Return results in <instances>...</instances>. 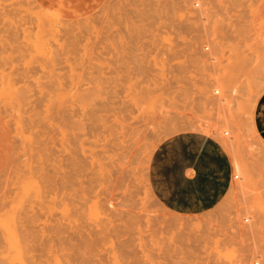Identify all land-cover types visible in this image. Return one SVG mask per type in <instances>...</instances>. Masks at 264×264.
Returning a JSON list of instances; mask_svg holds the SVG:
<instances>
[{
  "label": "rangeland",
  "instance_id": "374dc122",
  "mask_svg": "<svg viewBox=\"0 0 264 264\" xmlns=\"http://www.w3.org/2000/svg\"><path fill=\"white\" fill-rule=\"evenodd\" d=\"M16 0H6V2H4V0H1L0 1V9L1 10H5L7 13L9 12V14H7L6 12V15L8 17V19L6 20V24H4V27L2 26L3 24L1 23L0 25V28H1V32L0 34L2 35V37L4 38L2 42V44L6 45V47L4 45H0V52L5 50V53L7 55V57L5 58V60L8 62H6L5 60L1 63H5V64H1L0 63V78H3L2 75H12V77H15V78H18V77H22L23 74L25 73H32L35 74V76H39V74L43 71L41 69V63L43 62H48L49 63V66L46 67L48 69H51L53 68V72L58 75H61L60 77H63V78H60L59 76H55L56 80H60V82H62L63 86H64V83L65 81H67L68 77H75V78H80L82 79V88H85L86 89V92L88 94H91L90 97H89V101H95L96 104L98 105L100 102H103V101H108L110 100V97L114 94H118L119 96H128V98L130 97H139L140 99H142V102L144 101V103H142V108H141V114H143V117L145 118L146 122H148L150 125L153 124L157 119H161L160 116L162 117L163 115V121H165L167 119L166 122H168V120L171 118V117H175L176 121L179 123L178 125L177 124H171L172 125V129H171V125H169V123H171L169 121V123H165L163 122V125L166 124L165 126H167L169 128V131H166V127L164 128V131L162 132H159V134H161L162 136H156V134H158V131L156 129H154L153 125L152 128H150V125H148V132L146 130V133H148V137H146V139H142L140 140V143L138 144L137 146V152H136V159L137 161H135V163L133 162L132 165L131 163L129 164H125L123 169H119V167L117 166L118 162H116V158L117 156H115L117 153H114V151L116 152L115 148L113 147V143H111V136L109 137V132H105V135H99L101 136V139L99 136L96 135V132L92 129V124H93V120L91 119L90 115L88 116V114L86 113L85 115H83L81 112H79V116H77L78 118V121L81 122L79 123V128H83L82 131H80L79 133V128H76V130L74 131V133H71L67 135V133H64V123L66 122L65 120H63L59 115H57L58 117H56V115L54 116L55 119H46V120H37L39 122H43L42 123H39L37 121H34L31 125V123H25V127H24V131L25 133L22 134L19 132V130H16L15 127L12 125V127L10 126L11 128V131L10 129L8 130V134L6 133V139L4 141H1L0 140V163H3L5 164L4 162L8 163L7 165V170L10 172L9 175L12 176L13 173L12 172V168L14 169L15 167L17 169H19L18 167L21 168V172H25L27 173L29 171V167L31 166L32 167V171H33V175L35 177V180L36 181V187L34 188V191L32 192L33 194L31 195V198L33 199V203L31 201V204H32V208L34 210H31L29 213H32L31 217L29 216V219H30V238H29V243L31 244L30 245V250H32V252H30L31 254H33L35 257L31 258L30 260H33V261H30L28 260L26 262V264H34L35 262L37 264H47L49 263L48 261L50 260V263L51 264H127L128 261L130 260L129 256L127 254H125L124 251H122L119 246H118V243L116 242L115 244V238H113L114 236H108V238H104L103 237V234L101 232H98L99 230V227H101L99 225V223H97L98 221L94 220V218L90 215V210H91V207L92 205L94 204V201L97 200V199H101L102 201H105L106 204L110 207V209L112 211H114L116 213V215H118V217H123V220H128L130 219V221H132L133 223V226H134V235L136 236L137 234H140V235H137L136 237H138L136 239V243L138 244L139 241L140 242H143L144 241H148L150 243V245L148 243L147 246H149V248L151 247V243H153V246L155 245L156 248H152L153 250L150 251V256H146L145 254V257L140 253L138 254L137 258L140 257V261H146L145 264H148L149 260L153 259L155 262H160V263H167V264H264V196L261 195L260 192H262L264 190V139L261 137V135L259 134L257 128H256V125H255V122H254V111H255V107H256V104H257V101L258 99L260 98V96L264 93V82H260L262 77H264V75L261 77V75L258 76V74L261 72H264V0H126V2L124 0H58V2H56L57 0H50L52 3L56 4L55 7L52 5L51 3V7L50 5L48 4L50 1H44L43 0H37V1H33V0H17V1H21V2H17V3H21L20 5L16 3V5H13L12 3H15ZM26 1V2H24ZM40 1V2H39ZM54 1V2H53ZM84 1V2H83ZM90 1V2H89ZM98 1H100L102 3V6L99 7L101 5V3H99ZM108 4H106L105 3ZM119 1V2H118ZM149 1V3H148ZM175 1V2H174ZM179 1V2H178ZM31 2V3H30ZM36 2V3H35ZM48 2V3H47ZM72 4H71V3ZM81 2V3H80ZM83 2V3H82ZM94 2V3H92ZM98 2V4H96ZM114 2V3H113ZM163 2V3H162ZM168 2V3H167ZM174 2V3H173ZM189 2V3H188ZM192 2V3H191ZM196 2V3H195ZM4 3V4H3ZM25 3V4H24ZM27 3V4H26ZM37 3H43L42 5H39ZM62 3V4H61ZM64 3V4H63ZM77 3V4H75ZM88 3V4H87ZM123 3H125L123 5ZM131 3V4H130ZM136 3V4H135ZM166 4L163 6V4ZM188 3V4H187ZM7 4V5H6ZM9 4V5H8ZM12 4V5H10ZM23 4V5H22ZM32 4V5H31ZM59 4V5H58ZM80 4V5H79ZM89 6H87V5ZM96 4V6H95ZM133 4V8L134 7H137V8H132V5ZM28 5V6H27ZM30 5V6H29ZM38 5V6H37ZM58 5V6H57ZM73 5V6H72ZM77 5V6H76ZM110 5V6H109ZM144 5V6H142ZM168 5V6H167ZM170 5V6H169ZM176 5V6H175ZM195 5V6H194ZM5 6V8H4ZM10 6V7H9ZM40 6V7H39ZM45 6H48L50 7V9L48 7L45 8ZM53 6V7H52ZM86 6V7H85ZM92 6V7H91ZM98 6V7H97ZM106 6V7H105ZM120 6V7H118ZM127 9H126V7ZM142 6V7H140ZM163 6V8H162ZM166 6V7H165ZM193 6V7H192ZM3 7V9H2ZM8 7V8H7ZM15 7V8H14ZM32 7V8H31ZM60 7V8H59ZM64 7V8H63ZM73 7V8H72ZM94 7H97L96 9ZM110 9H107L109 8ZM131 7V8H130ZM139 7V8H138ZM148 7V8H147ZM7 8V9H6ZM18 10H17V9ZM81 8V10L79 9ZM92 8H94L93 10H91ZM99 8V9H98ZM106 8V10H105ZM114 12H112L113 10ZM117 8V9H115ZM121 10H119V9ZM144 8V9H143ZM147 8V9H146ZM162 8V10H161ZM166 8V9H164ZM169 8H172V9H169ZM13 9L14 10V13L16 12V14H13ZM22 12H21V10ZM72 9V10H71ZM85 9V10H83ZM90 11V13H88V11ZM90 9V10H89ZM104 9V11H103ZM135 9H140V10H135ZM169 12H168V10ZM188 9V10H187ZM20 10V12H19ZM25 10V11H23ZM31 10V11H30ZM36 10V13L33 12ZM49 10V11H48ZM71 10V11H70ZM78 10V11H77ZM117 10V11H116ZM126 10V11H125ZM163 11V12H160V11ZM167 10V11H166ZM171 10V11H170ZM177 10V11H176ZM181 10V11H180ZM184 10V11H183ZM186 10V11H185ZM40 11L42 13H40ZM45 11H48V13L50 15L47 14V12ZM57 11V12H55ZM75 11H77L75 13ZM81 11V12H80ZM84 11H86L85 13H83ZM93 11V12H92ZM101 15H100V13ZM109 11V13H108ZM119 11V12H118ZM140 11V12H139ZM142 11V12H141ZM157 11V12H156ZM12 12V13H11ZM19 12V13H18ZM33 12V13H31ZM54 12V13H53ZM60 12V13H59ZM63 12V13H62ZM107 12V13H106ZM116 12V14H115ZM118 12V14H117ZM124 12V13H123ZM127 12H128V15H127ZM130 12V13H129ZM150 12V13H149ZM155 12V14H154ZM166 12H167V15H166ZM186 12V13H185ZM21 13V14H20ZM30 16H27V14ZM39 13V15L37 14ZM43 13L47 14V18H50L51 17V20L52 22H55L56 26L53 25V31H54V34L56 36V38L59 36V35H64L63 38H61L60 36L58 38H60V40L62 39V41H60L61 43H64L63 46H59L57 45V43H55V41H50V44H51V49L54 51L53 52V55L55 58V61H51L50 60H43V58L40 56L37 58V56L39 55H36L35 52H32V49H31V45L29 44V42L27 41L28 38L30 36V38H33V33L36 32L34 31L35 30H38L39 27H42V26H48L47 23L44 22V18L45 16L42 15ZM52 13V14H51ZM60 14V16L58 14ZM71 13V14H70ZM74 13V14H73ZM94 13V14H93ZM98 13V15H97ZM104 13V16L103 14ZM121 13V14H119ZM136 13V15H134ZM142 13V14H140ZM151 13H153L151 15ZM163 13V14H161ZM171 13L173 15H171ZM20 14V15H19ZM84 15V19L83 17H81V15ZM87 14H89L87 16ZM107 14V15H106ZM111 14V15H110ZM178 14V15H177ZM12 15V16H10ZM16 15V18L15 16ZM27 18H26V16ZM38 15V17H36ZM52 15V16H51ZM56 17H53L55 16ZM74 15V16H72ZM78 15V17H77ZM95 17H94V16ZM107 17H106V16ZM110 15V16H109ZM123 16V17H120L118 18L119 16ZM134 15V16H133ZM142 15V16H141ZM155 15H158L157 18ZM19 16V17H18ZM24 16V17H23ZM34 16V17H33ZM41 16V18H40ZM58 16V17H57ZM63 18H60L62 17ZM76 16V17H75ZM92 16V17H91ZM102 16H103V19H102ZM126 16V17H125ZM132 16L134 23H133V20L130 18ZM155 16V17H154ZM189 16V17H188ZM13 17V18H12ZM20 17L22 19H20ZM43 17V18H42ZM70 17V18H69ZM88 17V18H87ZM90 17V18H89ZM100 17H101V20H100ZM112 17V18H110ZM115 17V18H113ZM125 17V18H124ZM130 19H129V18ZM28 19V21H26V19ZM59 18V19H58ZM67 18V19H66ZM69 18V19H68ZM73 18V19H71ZM83 20H82V19ZM96 20H95V19ZM107 18L110 19L107 21ZM121 18L123 20H121ZM128 20H131V21H128ZM148 18V19H147ZM160 18V19H159ZM184 18H185V21H184ZM20 19V20H19ZM25 19V21H24ZM33 19V20H32ZM35 19H37L35 21ZM71 19V20H70ZM81 19V21H79ZM88 19V21H87ZM99 19V20H98ZM105 19V20H104ZM116 19V20H115ZM136 19H139V22L138 23V20ZM164 19V20H163ZM61 20V22H60ZM66 23V24H64ZM65 20V21H64ZM69 20V21H67ZM77 20V21H76ZM104 20V21H103ZM114 20V21H113ZM120 20V21H119ZM151 20V21H150ZM160 20V21H159ZM20 21V22H18ZM32 21L34 22L33 25H32ZM42 21V22H41ZM67 21V22H66ZM72 21H76V23H72ZM83 21V22H82ZM91 21V22H90ZM107 21V22H106ZM111 21V25L109 24ZM116 21V23H115ZM122 21V22H121ZM125 21V22H123ZM130 23H128V22ZM142 21V22H141ZM145 21V22H144ZM22 22V23H21ZM25 22V25L23 24ZM29 22V23H28ZM82 24V26L84 27V24L88 25L90 28L91 26H93V28H89L88 27V32L87 29H85L87 26L85 25V28H83L80 24ZM82 22V23H81ZM109 22V23H108ZM137 22V24H135ZM144 22V23H143ZM160 22V23H158ZM175 22V23H174ZM18 23V24H17ZM27 23V24H26ZM58 23V24H57ZM71 23V24H70ZM84 23V24H83ZM103 26V27H100L99 25ZM106 23V24H104ZM115 23V24H114ZM119 23L121 28L119 29V32L120 34L123 36L121 37V35L119 34V32L117 31L118 28L120 27L119 26ZM126 23V24H125ZM132 23V24H131ZM146 23V24H145ZM157 23V25H155ZM184 23V24H183ZM199 23V24H198ZM23 24V25H21ZM43 24V25H42ZM53 24V23H52ZM59 24H61L62 27L58 26ZM70 24L71 26H68ZM76 24V25H74ZM91 24V25H90ZM133 24H135L133 26ZM142 24V25H141ZM145 24V26L143 25ZM160 24V25H158ZM6 25V26H5ZM65 25V26H64ZM72 25L74 26V28L72 27ZM78 25V26H77ZM108 27H107V26ZM130 25V26H129ZM143 26L144 28H141L142 30H140V26ZM149 25V26H148ZM21 29L20 31L17 32V30H19V28ZM38 26V27H37ZM67 26V27H66ZM106 28H105V27ZM114 26V28L112 27ZM132 26V28H130ZM137 26L136 28H133ZM159 26V27H158ZM173 26L174 27V30L173 28L171 27ZM15 27V28H14ZM27 27V28H26ZM29 27V28H28ZM35 27V28H34ZM78 27V28H76ZM81 27V28H80ZM99 27V28H98ZM124 27V29L122 28ZM158 27V28H157ZM164 27V28H162ZM9 28V29H8ZM12 28V30L10 29ZM27 30H26V29ZM32 28V30H31ZM59 28H63V31L59 29ZM69 28V29H68ZM73 28V29H71ZM83 28V29H82ZM101 28V29H100ZM108 28V29H107ZM110 28V30H109ZM114 30H113V29ZM130 28V30H129ZM170 28V29H169ZM172 28V29H171ZM23 29V30H22ZM71 29V31H70ZM100 29V30H99ZM102 29H105V30H102ZM112 29V31H111ZM125 29H126V32H125ZM137 30V31H134V30ZM140 31H139V30ZM191 29V30H190ZM5 30V32L3 33V31ZM6 30H10V32L6 31ZM15 32H14V31ZM76 30V31H75ZM82 31V33L80 31ZM85 33H84V31ZM109 30V31H108ZM124 30V31H123ZM128 30V32H127ZM163 30V31H162ZM263 32H262V31ZM33 31V33H32ZM79 31L78 35H82L84 36V34L86 35L87 32L89 33L87 36H78L76 37V33ZM104 34L102 35V33L100 34L99 32H101ZM105 31H108L106 34L104 33ZM114 32V36H111V32ZM132 31V32H131ZM134 31V33H133ZM152 33L154 34L152 36V34L149 33ZM159 31V33L157 32ZM166 31V32H165ZM176 31V33H175ZM238 31V32H237ZM255 31H257L255 33ZM260 31V32H259ZM7 32V33H6ZM21 32V33H20ZM25 32V33H24ZM56 32V33H55ZM64 32V33H62ZM68 32V35L65 36V34H67ZM74 32V33H73ZM97 32V33H95ZM127 34H125V33ZM139 32V33H138ZM141 32V33H140ZM147 32V33H146ZM153 32H156L153 33ZM168 32V33H167ZM262 32V33H261ZM6 34L7 37H6ZM18 33V35H17ZM24 33V34H22ZM70 33L72 36H70ZM117 33V34H116ZM134 35H133V34ZM161 33L162 34V37H161ZM9 34H11L9 36ZM19 37H17L16 35ZM29 34V35H28ZM58 34V35H57ZM91 34V35H90ZM94 34V35H92ZM99 34V36H98ZM108 34H110V37ZM128 34L131 36V38H129L127 40L128 37ZM132 34V35H131ZM139 34V35H138ZM149 34L150 35V41L149 39H147V37L149 38ZM174 34V35H173ZM192 34V35H191ZM23 35V36H22ZM28 35V36H26ZM102 35V36H101ZM121 38H118V36ZM125 35V36H124ZM142 37H141V36ZM180 35V36H178ZM26 36V37H25ZM68 36L69 37H73L75 36V41H74V45H70V42L68 40ZM108 37V38H111L110 41L109 39L106 41L107 38L105 37ZM117 36V37H116ZM263 36V37H261ZM9 37V39H8ZM11 37V39H10ZM22 37V38H21ZM67 37V38H66ZM89 39H87V38ZM98 37V38H97ZM103 37V38H102ZM115 37V40L113 41ZM126 37V39L124 38ZM146 37V38H145ZM154 37V38H153ZM156 37L159 39H156ZM161 37V39H160ZM174 37V38H173ZM178 37V38H177ZM183 37V38H182ZM256 37V38H255ZM14 38V39H13ZM81 38V39H80ZM86 38V39H84ZM93 38V39H92ZM96 38V39H94ZM119 39V40H116ZM123 38V39H122ZM140 38V40H139ZM13 39V43L10 41ZM16 39V41H15ZM20 39V40H19ZM67 39V40H66ZM83 39V40H82ZM101 39H104L103 41H101ZM144 39V40H143ZM171 39V41H170ZM186 39V41H185ZM21 40H23V43H25V45L23 43H21ZM24 40L26 41L24 42ZM121 40V41H120ZM139 40V42H137ZM148 40V41H146ZM151 40H153V42H151ZM191 40V41H190ZM252 40V41H251ZM7 41L8 45L7 46V43L5 44V42ZM15 41V43H14ZM20 41V44L19 42ZM68 41V42H67ZM91 44H88V42ZM92 41H96L95 43ZM103 42V44L101 42ZM130 43H129V42ZM160 41V42H159ZM164 41V42H163ZM173 41V42H172ZM11 42V43H10ZM18 42V43H16ZM59 42V43H60ZM76 42V43H75ZM80 42V44L78 45V43ZM84 42V43H83ZM87 42V43H86ZM105 42V43H104ZM114 42H120V44L118 43H114ZM130 44L132 43V47L130 45L127 44ZM142 42V43H141ZM158 42V44H156ZM162 42V43H161ZM100 43V45L98 44ZM111 43V44H110ZM126 43V45H125ZM137 43V44H136ZM154 43V45H153ZM19 45L22 49V51H20L21 49L19 48V46L17 47L18 50H16V45ZM29 44V45H28ZM94 44V45H93ZM105 44V45H104ZM121 44L124 45V47L122 48ZM134 44V45H133ZM145 44V46H144ZM147 44V45H146ZM163 44V45H161ZM22 45V46H21ZM66 45V47H65ZM70 45V46H69ZM78 45L76 48L75 46ZM95 45H99L98 47H96ZM113 45V46H111ZM118 45V46H117ZM139 45V46H138ZM157 45V46H156ZM12 46V47H10ZM26 46V47H25ZM59 46V48H58ZM89 46V47H88ZM93 48H92V47ZM101 46V47H100ZM121 46V47H120ZM138 46V47H137ZM166 48L165 51L164 49H161L160 48ZM164 46V47H163ZM173 46V47H171ZM183 49H182V47ZM186 46V47H185ZM5 47V48H4ZM15 47V48H14ZM29 47V48H28ZM71 47V48H70ZM81 47V48H79ZM104 47V48H102ZM112 47V48H111ZM136 47V48H135ZM143 47V51L144 53L141 51ZM148 47V48H147ZM153 47V49H152ZM159 47V48H158ZM170 47V48H169ZM3 48V50H2ZM8 48H10L8 50ZM14 48V49H13ZM28 48V49H27ZM67 50H66V49ZM109 49L108 51L106 50L105 52V49ZM120 48H122L120 50ZM128 48V49H126ZM132 48V50H131ZM175 48V49H174ZM240 48V49H239ZM11 49H13L11 51ZM30 49V50H29ZM70 49V50H69ZM73 49V50H71ZM86 49V50H84ZM90 49V50H89ZM114 49V50H113ZM125 50L124 54H121L123 53L122 50ZM152 49V50H151ZM156 49H159V50H156ZM170 49V50H169ZM178 49V50H176ZM24 50V51H23ZM57 50L59 52L58 56H57ZM64 50V51H63ZM76 50H77V54H76ZM84 50V52H83ZM89 50V51H88ZM100 50V51H99ZM104 50V51H103ZM130 50V51H129ZM164 50V51H163ZM17 51V52H16ZM19 51V52H18ZM29 51V52H28ZM81 51V52H79ZM98 52H103L102 53V56H101V53H97ZM114 53H112V52ZM121 51V53H120ZM136 51V52H135ZM137 51L141 52V53H137ZM163 51V53H162ZM174 51V52H173ZM177 51V52H176ZM180 51V52H179ZM195 51V52H194ZM13 52V53H12ZM21 53V55H19ZM57 52V53H56ZM64 52H67L65 54H63ZM86 52V53H85ZM130 52V54L128 53ZM134 52V53H133ZM147 52V54H146ZM154 52V54H152ZM30 55V56H28ZM30 53V54H29ZM34 53V54H32ZM80 53V54H79ZM94 54V56L92 54ZM111 53V54H110ZM115 53H118V54H115ZM132 53V54H131ZM136 53V54H135ZM142 53H143V57L142 56ZM263 53V54H262ZM56 54V55H55ZM63 55V59H61L62 55ZM98 56H97V55ZM100 54V55H99ZM104 54V55H103ZM106 54V55H105ZM135 54V55H134ZM151 54V55H150ZM18 55L20 57H18ZM26 55V57H25ZM35 55V56H33ZM80 55V56H79ZM108 55V56H107ZM121 55V56H120ZM130 55V56H128ZM139 55H141L139 57ZM146 55V56H145ZM153 55V57H152ZM156 55L158 57H156ZM9 56H11V58H9ZM16 56V58H15ZM82 56V57H81ZM97 56L95 59L94 57ZM100 56V58H98ZM106 56V57H105ZM114 56V57H112ZM116 56L117 58L119 59H116ZM123 56V57H122ZM145 56V57H144ZM151 56V58H150ZM168 56V57H167ZM185 56V57H184ZM221 56V57H220ZM239 56V57H238ZM252 56V57H251ZM262 56V57H261ZM28 57V59H27ZM60 57V58H59ZM91 57V58H90ZM104 57L106 60L108 61H105L103 60ZM149 57V58H147ZM164 57V58H163ZM214 59H213V58ZM245 57V58H244ZM21 60L20 63H18L20 60ZM25 60H22L24 59ZM32 58V60H31ZM42 58V59H41ZM98 58V59H97ZM109 58V59H108ZM111 58V59H110ZM123 58V59H122ZM125 58V59H124ZM137 58V59H136ZM141 60H144L143 63ZM181 58V59H180ZM189 58H191L189 60ZM219 58V59H217ZM221 58V59H220ZM240 58V59H239ZM9 59L10 62H9ZM17 59L15 62L14 60ZM36 61H39V62H36L35 63V60ZM59 59V60H58ZM65 59V60H64ZM69 59V60H68ZM80 59V60H79ZM88 61H87V60ZM91 59V60H90ZM93 59V60H92ZM101 59V60H100ZM116 59V60H114ZM152 59V60H151ZM158 59V60H157ZM175 59V60H174ZM217 59V60H216ZM232 59V60H231ZM235 59L236 62H233V60ZM41 60V62H40ZM64 60V61H63ZM97 60H100L97 62ZM131 60V62H130ZM151 60V61H150ZM211 60H213V63ZM223 60V61H221ZM240 61V62H237V61ZM243 60V61H242ZM257 64H256V62ZM1 61V59H0ZM18 61V62H17ZM57 61V63H56ZM65 65H64V63ZM67 61V63L65 62ZM87 61V62H85ZM120 61V62H119ZM124 61V63H122ZM148 61V62H146ZM160 63H159V62ZM168 63H166V62ZM208 61V62H207ZM211 61V62H210ZM255 62L254 64L252 62ZM259 61V62H258ZM55 62V63H54ZM89 62V63H88ZM113 62V63H112ZM217 62V63H216ZM17 63H18V66H17ZM23 65H20L22 64ZM27 63L29 64V66H27ZM30 63H33V66H39L40 64V68L39 67H34L33 69V66L32 64L30 65ZM36 65H35V64ZM114 64V66L112 64ZM119 65L122 63L124 66H122V64L120 66H117L116 65ZM127 63V64H126ZM134 63V64H133ZM143 65H142V64ZM148 63V64H147ZM154 63V64H153ZM159 63V64H158ZM179 63V65H178ZM208 63V64H206ZM234 63V64H233ZM242 63V64H241ZM252 63V64H251ZM262 66H260V64ZM7 64V66H6ZM16 64V65H15ZM98 64V65H97ZM161 64V65H160ZM166 64V65H165ZM214 64L216 66H214ZM219 64V65H218ZM251 64V65H250ZM12 65V67H11ZM67 65V67H66ZM115 65L118 67H115ZM135 65V66H134ZM144 65H151L149 67H145L144 68ZM155 65V66H153ZM175 65V66H174ZM240 65H242L241 69H240ZM3 66V67H1ZM9 66V67H8ZM17 66V67H16ZM22 66V68H21ZM57 66V67H56ZM65 66V68H64ZM71 66V67H70ZM103 66V68H99ZM108 66V69L107 67ZM112 66V68H111ZM167 66V68H166ZM206 66V67H205ZM214 66V67H213ZM232 66V67H231ZM235 66V68H234ZM253 66V67H252ZM256 66V67H255ZM258 66V67H257ZM16 67V69H15ZM60 67V69H59ZM98 67V69H97ZM106 67L107 69V72L105 71L106 69H104ZM110 67V68H109ZM114 67V68H113ZM120 67V68H119ZM151 67V68H150ZM162 67V70H159L161 69ZM164 67V69H163ZM178 67V68H176ZM8 69V70H5ZM11 68V69H10ZM27 68V69H26ZM32 68V69H30ZM56 68V69H55ZM64 68V69H62ZM67 68V69H66ZM84 68V69H83ZM129 68V69H128ZM135 68V69H133ZM157 68V69H156ZM159 68V69H158ZM215 68V69H214ZM233 68V70L231 69ZM252 69V71H257L256 75L253 73L251 75V77H255V79L257 77L260 78L257 79L258 82H252L253 81V78H250L248 73L246 72L247 69ZM257 68V69H256ZM37 71H36V70ZM59 69V70H57ZM79 69V70H78ZM100 69H102V72L100 71ZM113 69V70H112ZM118 69V71H117ZM121 69V70H120ZM123 69V70H122ZM149 69L152 71L149 72ZM166 69V70H165ZM169 69V70H168ZM238 69H240L238 71ZM246 69V71H245ZM248 69V70H249ZM254 69V70H253ZM258 69L260 71H258ZM15 72H14V71ZM21 70H26L27 72L23 73L24 71H22V73L20 72ZM28 70H31L28 72ZM63 70V71H62ZM131 70V71H130ZM133 70V71H132ZM136 70V71H135ZM146 70V71H144ZM156 70V71H155ZM158 70V72H157ZM163 70H164V74H163ZM5 71V72H4ZM99 71V73H98ZM125 71V72H123ZM129 71V73H128ZM135 71V72H134ZM138 71V72H137ZM168 71V72H167ZM250 71V70H249ZM71 72V73H70ZM91 72V73H90ZM111 74H110V73ZM117 72V73H116ZM121 72H123L122 74L124 75H121ZM146 72V74H145ZM152 72V73H151ZM191 72V73H190ZM208 72V73H207ZM239 72V73H238ZM245 72V73H244ZM14 73V74H12ZM16 73V75H15ZM21 73V74H20ZM43 73L44 76H43ZM40 74L41 79L43 82H47L49 81V77H48V73L47 72H44ZM68 73V74H66ZM82 73V74H81ZM86 73V74H84ZM115 73V74H114ZM150 73V74H149ZM158 73L160 75H158ZM175 73V74H174ZM213 73V74H212ZM242 73V74H241ZM64 76H63V75ZM72 74V75H71ZM89 74V75H88ZM99 74V76H98ZM110 74V75H109ZM117 74V75H116ZM129 76H127V75ZM149 74V75H148ZM153 74V75H152ZM156 74L158 76H156ZM163 74V75H161ZM184 74V75H183ZM216 74V75H215ZM238 74L242 75V78L239 79V76ZM246 74V75H245ZM20 75V76H19ZM82 75V77H81ZM108 75V76H107ZM131 75H133L131 78ZM145 75V76H144ZM152 75L154 77V75L158 78L156 79L153 78ZM170 75V76H169ZM177 77H176V76ZM196 75V76H195ZM248 75V76H247ZM68 76V77H67ZM102 76V77H101ZM110 76V77H109ZM117 80H116L113 78ZM116 76V77H115ZM121 76V77H120ZM123 76V77H122ZM152 77L150 80V77ZM244 76V77H243ZM107 78L108 79V82L106 83V80L107 79H103V78ZM118 77V78H117ZM126 77V78H125ZM138 77V78H136ZM141 77V78H140ZM147 80H146V78ZM149 77V78H148ZM162 77V78H161ZM168 77V78H167ZM196 77V78H195ZM67 78V79H66ZM109 78H111L109 80ZM238 80H241V82L238 80L236 81L235 79ZM244 78V79H243ZM87 79V80H86ZM114 79V80H113ZM120 79V80H119ZM131 81H130V80ZM133 79H136V80H133ZM156 79V81L154 80ZM164 79V80H163ZM201 79V80H200ZM139 80V81H138ZM150 80V81H149ZM160 80V81H159ZM163 80V81H162ZM170 80V81H169ZM232 80H235L237 83V85H234L233 82L235 81H232ZM2 79H0V86L2 85ZM147 81V82H146ZM154 81V83H152ZM195 81V82H194ZM214 81V83H212ZM216 81V82H215ZM244 81H246V87L243 86L244 84ZM264 81V79H263ZM124 82V84H123ZM125 82H126V85H125ZM129 82V83H128ZM144 82V83H143ZM156 82H159V83H156ZM55 84H58V82H54ZM85 83V84H83ZM95 83V84H94ZM111 85V87H108L109 84ZM128 83V84H127ZM131 83V84H130ZM146 83L147 85V88L146 85L144 86V84ZM147 83H151L150 84H147ZM166 83V84H165ZM184 83V84H183ZM195 85H194V84ZM219 83L220 86H218V88L216 87V89L214 88L217 84ZM227 83V84H226ZM259 83V84H258ZM21 84V83H20ZM87 84V85H86ZM120 84V85H119ZM123 84V85H122ZM135 84V85H134ZM143 87L141 89H144L141 91V89L139 90V88ZM153 84H155L156 86H154ZM162 84V85H161ZM171 84V85H170ZM198 84V85H197ZM230 84L231 87H230ZM254 84V85H253ZM128 85V86H127ZM130 85L132 86V88L130 87ZM139 85V86H137ZM151 87H150V86ZM158 85V86H157ZM186 87H184V86ZM215 85V86H214ZM256 85V86H255ZM87 88H86V87ZM113 86V87H112ZM121 86V87H120ZM123 86V87H122ZM127 86V87H126ZM149 86V87H148ZM153 86V87H152ZM160 86V87H159ZM184 88H183V87ZM188 86V87H187ZM214 86V87H213ZM243 86V87H242ZM94 87V88H93ZM96 87V88H95ZM120 87V88H119ZM138 87V88H137ZM155 87V88H154ZM160 89H159V88ZM220 87V88H219ZM230 87V88H229ZM234 87H236L234 89ZM90 88L92 90H90ZM109 88H114L111 93V89ZM127 89L128 91L126 92L125 89ZM135 88V89H134ZM151 89L152 91L149 92ZM158 88V89H157ZM196 88V89H195ZM214 88V89H213ZM233 88V89H232ZM95 89V91L93 90ZM117 89L118 91L120 92H117ZM121 89V90H120ZM123 89V90H122ZM132 89V90H130ZM154 89V90H153ZM88 90V91H87ZM130 90V91H129ZM137 90V91H136ZM149 94H148V92ZM156 90V91H155ZM161 90V91H160ZM168 90V91H167ZM184 90V91H183ZM209 90H211L212 92H208ZM213 90L217 91L216 95L219 94L221 95V98L219 97H216L215 99V96L213 95ZM218 90L220 93H218ZM242 90V91H241ZM91 91H93L96 95V97L91 93ZM124 91V92H123ZM134 95H133V93ZM136 91V92H134ZM141 91V93H145L143 96L141 95V93H139ZM205 91V92H204ZM226 93H229L228 94V99L224 96L225 95V92ZM235 91V92H234ZM97 92V93H96ZM131 92V93H130ZM137 92H138V95H137ZM146 92H147V96H146ZM154 92V93H153ZM156 92V93H155ZM173 92V93H171ZM183 92V94H182ZM204 92V93H202ZM109 93V94H108ZM121 93H125L123 95H121ZM130 93V94H129ZM151 93V94H150ZM166 93V94H165ZM168 93V95H167ZM180 93V94H179ZM199 93V94H197ZM210 94H212L213 98L209 99L208 97H212V96H208ZM111 94V95H110ZM129 94V95H127ZM132 94V95H131ZM202 94V95H201ZM215 94V93H214ZM224 94V95H223ZM253 94V95H252ZM137 95V96H135ZM173 95V96H172ZM193 95V97H192ZM109 96V97H108ZM161 96H163V98H160ZM224 96V98H223ZM111 97V98H112ZM179 97V98H178ZM181 97V98H180ZM98 100H97V99ZM149 98V99H148ZM172 98V99H171ZM195 98V99H194ZM221 100H219V99ZM226 98V99H225ZM248 98V99H247ZM154 99V100H153ZM178 99V100H177ZM182 99V100H181ZM230 99V100H229ZM253 99V100H252ZM102 100V101H101ZM153 100V101H152ZM158 100H161V101H158ZM196 100V101H195ZM210 100V101H208ZM222 100H226V101H223V102H227L226 105H230V106H226L225 103L222 104ZM233 100V101H232ZM246 100V102H245ZM90 101V102H91ZM99 101V102H98ZM179 103H176L178 102ZM184 101V102H183ZM193 101V102H192ZM195 101V102H194ZM199 101V102H198ZM221 105H223L221 107L218 106L220 103ZM153 102V103H152ZM161 102V104H160ZM172 102V104H171ZM188 102V103H186ZM214 102V103H213ZM217 102V103H216ZM234 102V103H233ZM152 103V105H150ZM156 103H158L159 105H157ZM204 103V104H203ZM247 103V104H246ZM251 103V104H250ZM147 104V105H145ZM183 104V106H182ZM195 104V105H194ZM214 104V105H213ZM218 104V105H217ZM237 104H240L242 107L239 108V105ZM88 105H93V103H89ZM95 105V104H94ZM150 105V106H149ZM156 106H160L157 110V108L155 107ZM162 105V106H161ZM171 107H170V106ZM173 105V106H172ZM224 105L226 107V109H229V113L227 114V110L224 112ZM148 106V107H147ZM185 106V107H184ZM191 106V107H190ZM200 106V107H199ZM202 106V107H201ZM217 106L220 108H223L221 109L224 113L222 112H219L221 110H219L217 108ZM153 107V108H152ZM167 107V108H166ZM198 107V108H197ZM230 107V108H229ZM236 107V108H235ZM164 108V109H163ZM176 108V109H175ZM184 108V109H183ZM187 108V110H186ZM41 109V107H40ZM242 109V110H241ZM152 110V111H151ZM164 112H163V111ZM166 110V111H165ZM169 110V111H168ZM206 110V111H205ZM215 110V111H214ZM219 110V111H218ZM246 110V111H245ZM143 111V113H142ZM162 111V112H161ZM179 111V112H178ZM196 111V112H195ZM145 112H146V115H145ZM158 116V114H160ZM57 113V112H56ZM180 113V114H179ZM186 113V114H184ZM221 113V114H219ZM226 113V114H225ZM236 113V114H235ZM199 114V115H198ZM228 115L230 116V119L229 117H225L224 116ZM83 115V117H82ZM148 115H151V116H148ZM155 115V116H153ZM179 115V117H178ZM248 115V116H247ZM86 116V118H85ZM147 116V118H146ZM158 116V117H157ZM171 116V117H169ZM188 116V117H187ZM192 116V117H191ZM206 116V117H205ZM223 117L224 118H220V117ZM149 117H152L153 119L149 118ZM155 117L157 119H155ZM167 117V118H166ZM173 117V118H174ZM184 117V118H183ZM204 117V118H203ZM149 118V119H148ZM166 118V119H165ZM169 118V119H168ZM172 118V120H173ZM179 118V119H178ZM199 118V119H198ZM202 118V119H201ZM219 118V119H218ZM226 118V120H225ZM59 119V121H58ZM174 119V120H175ZM188 119V120H186ZM229 119V121H228ZM84 120V121H83ZM86 120H87V123H86ZM153 120V121H152ZM48 121V122H46ZM57 121V122H55ZM62 121V122H61ZM90 121V122H89ZM152 121V122H151ZM158 121V120H157ZM205 121V122H203ZM212 122V124L210 122ZM84 122V124H83ZM89 122V123H88ZM102 123V120L100 121ZM104 122V121H103ZM183 122V123H182ZM197 124L199 123L200 125V129H199V125H197V127L194 125V123ZM208 122V123H207ZM39 123V124H38ZM96 123H99L96 122ZM192 123L189 126V124ZM233 123V124H232ZM29 126H28V125ZM34 124V125H33ZM35 124H38V125H35ZM46 124V125H45ZM57 124V125H56ZM100 124V123H99ZM185 124V125H184ZM42 127H41V126ZM61 125V126H59ZM81 125V126H80ZM178 126L177 129H175L174 126ZM187 125V126H186ZM194 125L195 128L192 126ZM221 125V126H219ZM35 129L31 130L32 127ZM37 126H40V127H37ZM201 126L205 127V128H201ZM212 126V128L210 127ZM215 126L216 130H217V127L219 129V131L217 130V132L219 133H216L215 131L210 134V131L208 132H205L207 131L206 128L208 130H211L213 129ZM226 126H228L229 128V132H228V129H225L227 128ZM36 127V128H35ZM44 127H48L46 129H42ZM51 127V128H49ZM58 127V128H57ZM86 127V128H84ZM91 127V129H90ZM192 127V128H191ZM13 128V130H12ZM26 128V129H25ZM28 128V130H27ZM31 128V129H30ZM53 128V130H52ZM57 128V129H56ZM223 128V130L221 129ZM40 129H42L43 131V135L42 134V131H40ZM50 129V131H49ZM62 129H63V132H62ZM154 129V130H153ZM30 130V131H29ZM60 132H59V131ZM66 130V129H65ZM88 130H89V133H88ZM214 130V129H213ZM221 130L223 131V134L221 132ZM9 131H10V134H12V131H13V134L12 136L9 134ZM17 131V132H16ZM33 131L36 133H33ZM45 131V132H44ZM48 131V132H47ZM54 131V132H53ZM87 131V133H86ZM93 131V133H92ZM150 131V132H149ZM152 131V132H151ZM154 131V132H153ZM166 131V132H165ZM28 132V133H26ZM37 132H38V135H37ZM169 132V133H168ZM226 134H225V133ZM18 133V134H17ZM48 133V134H47ZM85 133V134H83ZM150 133V134H149ZM194 134V135H202V136H205V137H208L214 141H216L219 145L222 146V148L224 149V151L226 152L227 156L230 158V184H229V187L228 189L225 191V193L218 199V201L212 205L210 208L204 210V211H200V212H197V213H182V212H178V211H175L173 209H171L170 207H168L165 203H163L157 196L156 194L154 193L153 191V188H152V185H151V181H150V166H151V161H152V156L154 155L155 151L158 149V147L164 143L165 141L167 140H170L178 135H181V134ZM227 133L229 134V138H228V135ZM20 134V135H19ZM45 134V136H44ZM60 136H59V135ZM73 134V135H72ZM76 134V135H75ZM89 134V135H88ZM158 134V135H159ZM175 134V135H174ZM218 134V135H217ZM227 135L226 138H224V136L222 135ZM19 135V136H18ZM25 135V136H24ZM58 135V136H56ZM80 138L83 137V139H80ZM88 135V136H86ZM232 135V136H231ZM234 135V136H233ZM249 137H248V136ZM257 135V137H256ZM19 138H17V137ZM22 136V137H21ZM24 136V137H23ZM28 136V137H26ZM35 136V137H34ZM39 136V137H38ZM52 136V137H51ZM55 136V137H53ZM63 136V137H62ZM73 136V138H72ZM76 136L78 138H76ZM97 140H96V138ZM153 136V138H152ZM159 140L156 139V137ZM237 136V138H236ZM251 136V138H250ZM30 137V138H29ZM48 137V138H46ZM104 137V138H103ZM109 137V138H108ZM155 137V138H154ZM219 137V138H218ZM221 137V138H220ZM241 137V138H240ZM246 137V138H245ZM254 137V138H253ZM16 138V143L15 142V139ZM26 138V139H25ZM29 138V139H28ZM34 138H40V140L36 139L37 141H35ZM42 139H46L45 141L44 140H41ZM53 138V139H51ZM70 138V139H69ZM90 142H88V139ZM147 138L151 139V140H147ZM245 138V139H243ZM8 139V140H7ZM21 139V141H20ZM25 139V140H23ZM61 139V140H60ZM105 139V140H104ZM109 139V140H108ZM165 139V140H164ZM223 141H222V140ZM226 139H230V143L229 141ZM237 139V143H232V147L230 146L231 145V142H236L235 140ZM248 139V140H247ZM250 139V140H249ZM7 140V141H6ZM18 140V141H17ZM57 140H58V143H57ZM71 140V141H70ZM74 140V141H73ZM95 140V142L93 141ZM102 140V142H101ZM253 140V141H252ZM7 143H6V142ZM27 141V142H26ZM51 141V142H50ZM53 141V142H52ZM70 141V142H69ZM81 141V142H80ZM87 141V142H86ZM92 141V142H91ZM110 141V143L108 144V142ZM142 141V142H141ZM242 141V142H241ZM249 141V142H248ZM26 142V144H25ZM40 142V143H39ZM44 142V143H43ZM46 142V143H45ZM51 144H50V143ZM67 142V143H65ZM80 142V143H79ZM85 142V144H83ZM100 142V143H99ZM144 142H150L152 144V146L149 148L145 145ZM245 142V143H244ZM3 143V144H2ZM7 146H5L4 145ZM24 145H22V144ZM37 145H36V144ZM57 143V144H56ZM69 143V144H68ZM73 143H75V145H73ZM95 143V144H94ZM142 143H144L142 145ZM247 143L249 144V147L247 145ZM254 143V144H252ZM9 144H11L9 146ZM14 144H17V145H14ZM19 144V145H18ZM29 146H28V145ZM41 144V145H40ZM46 144H47V147H46ZM49 144V145H48ZM57 146H56V145ZM68 144V145H67ZM71 144V145H70ZM80 144V146H78ZM88 144V145H86ZM91 144V145H90ZM93 144V145H92ZM101 144V146H100ZM104 144V145H103ZM229 144V145H228ZM40 145V146H38ZM55 147H54V146ZM107 145V146H106ZM141 145V146H140ZM247 145V146H246ZM3 146L4 148L8 151H6L5 149H3ZM15 146H18L17 150H20L19 151V155L17 153V150L15 148ZM36 151H34L33 147ZM49 146V148H48ZM52 146V147H51ZM60 146V147H59ZM62 146V147H61ZM70 148H69V147ZM75 146V147H74ZM243 146V147H242ZM246 147V151H245V147ZM254 148V146H256L257 149H261L259 152L261 153H258L257 149H253L252 147ZM12 147V148H11ZM23 147V148H22ZM27 147V148H26ZM30 148V151H29V148ZM54 147V148H53ZM73 147V149H72ZM78 147V148H77ZM110 147V148H109ZM230 147V148H229ZM235 147V148H234ZM9 148V149H8ZM16 151H14V149ZM44 148V150H43ZM52 148V149H51ZM78 149L76 150L75 152V149ZM109 148V149H108ZM232 148V149H231ZM233 148L235 149L234 152L232 153V150ZM240 148V149H239ZM249 148V149H247ZM252 148V149H250ZM42 149V151H41ZM47 149V150H46ZM58 149V150H57ZM72 149V150H71ZM80 149V150H79ZM87 149V150H85ZM95 149V150H94ZM101 151H99V150ZM108 149V151H107ZM113 149V150H112ZM141 149L142 151H145V152H149L150 154H146L144 152H141ZM152 149V150H150ZM228 149V150H227ZM231 149V150H230ZM263 149V151H262ZM5 150V151H4ZM26 150V151H25ZM46 152L45 153H49V154H45L44 152L43 153H39L38 152ZM65 150V151H64ZM85 150V151H84ZM90 150V151H88ZM149 150V151H148ZM256 150V151H253ZM58 151L59 155L58 154ZM64 151V152H62ZM96 151V153H95ZM104 151V152H103ZM152 151V152H150ZM236 151V152H235ZM244 154H243V152ZM252 151L251 153L252 154H247L245 152H250ZM7 152V153H6ZM14 152V153H13ZM25 152V153H24ZM51 152V153H50ZM53 152V153H52ZM82 152V153H81ZM99 152V153H98ZM100 152H103V156L101 157L100 155ZM107 152V153H106ZM113 152V153H112ZM140 152V153H139ZM260 154L258 156V154ZM6 153V155L4 154ZM17 153V154H16ZM26 154V155H23ZM32 153V154H31ZM71 155H69V154ZM73 153V154H72ZM92 153V154H91ZM109 153V156L107 155ZM113 155H112V154ZM144 153L143 157H142V154ZM153 153V154H152ZM254 153L256 155H254ZM263 153V154H262ZM38 154V155H36ZM68 154V155H67ZM75 154V155H74ZM97 154H99L97 156ZM9 155V156H8ZM15 156L13 158V156ZM32 155V156H31ZM43 157H42V156ZM46 158H44L45 156ZM54 155V157H53ZM76 159H74L75 157ZM96 155V157L94 156ZM106 155V156H105ZM111 155V156H110ZM245 155H247V157H245ZM258 157H254V156ZM263 155V156H262ZM7 156V157H6ZM26 156H30L29 158L26 157ZM56 156V157H55ZM60 156V157H59ZM67 156H70L68 157V160H67ZM86 156V157H84ZM91 158L89 160V158ZM114 156V157H113ZM148 156V157H147ZM6 159H10L7 161H5V158ZM19 157V158H17ZM25 157V158H24ZM31 157L33 159H31ZM35 157L37 159H35ZM49 157V158H48ZM65 157V158H64ZM94 157V158H92ZM104 157V158H103ZM110 159H109V158ZM141 159H139V158ZM250 157V159H249ZM260 157V158H259ZM263 157V159H262ZM4 158V159H3ZM17 158V159H16ZM28 158V159H27ZM46 160V165H45V160ZM56 160H55V159ZM59 162H58V160ZM64 158V159H63ZM78 158V159H77ZM86 158V159H85ZM98 160H97V159ZM102 158V159H101ZM245 158H248V160H246ZM14 159V160H13ZM23 159H25L24 161H22ZM72 159V160H70ZM107 159V161H106ZM109 159V160H108ZM111 159H114L113 161ZM235 159V160H234ZM253 159V160H252ZM256 159V160H255ZM260 159V162H258L257 160ZM31 160V161H29ZM33 160V161H32ZM42 160L44 162H42ZM49 160V161H48ZM64 160V161H63ZM74 160V161H73ZM79 162H78V161ZM96 162H94V161ZM105 160V163H103ZM111 160V161H110ZM129 160V159H128ZM140 160V161H138ZM251 160V161H250ZM255 160V162H254ZM17 162L19 166H17V164L14 162V165L13 163L11 162ZM21 161V162H20ZM29 161V162H28ZM38 161V162H37ZM47 161L48 163L52 164L50 166V164L47 165ZM55 164H59V165H55L54 166V162ZM91 161V163H90ZM98 161L100 162L98 164ZM246 161H249L251 163H248ZM257 161V162H256ZM263 161V162H262ZM10 162V164H9ZM20 162V164H19ZM35 162V164H34ZM41 162V163H40ZM81 162V164L79 165V163ZM85 162V165H83V163ZM107 162V163H106ZM116 165H112L114 163ZM144 162V163H143ZM148 162V163H147ZM239 162V163H237ZM255 164H254V163ZM263 164H262V163ZM36 163L38 165H41V170L40 168H38L37 170H35L38 166L36 165ZM63 163V164H62ZM69 163V164H68ZM102 163V164H101ZM139 163V164H138ZM143 163V164H142ZM2 164V168H4V165ZM22 164V166H21ZM33 164V165H32ZM62 164V165H61ZM94 164V165H93ZM107 166L105 167L104 166ZM138 164V165H137ZM236 164V165H235ZM257 164V165H256ZM10 165V166H9ZM11 165H13L11 167ZM16 165V166H15ZM26 165V166H25ZM65 165V166H64ZM77 165V166H76ZM90 165V166H89ZM92 165V166H91ZM97 165V166H96ZM101 165V166H100ZM128 166L126 167L127 170H125V166ZM131 165V166H130ZM25 166V167H24ZM37 166V167H36ZM49 166V168H48ZM52 166H54L53 168L55 169H51ZM56 166H59L61 167L60 169L59 168H56ZM100 166V167H99ZM114 166V167H113ZM141 168H140V167ZM257 166V167H256ZM0 167H1V164H0ZM24 167V168H23ZM35 169H34V168ZM40 167V166H39ZM68 167V170L66 169L64 171V168H67ZM77 167V168H76ZM90 167L92 168L91 171H90ZM99 167V169H98ZM102 167V168H101ZM105 167V168H104ZM110 167V168H109ZM113 169H112V168ZM138 167V168H137ZM232 167V168H231ZM255 167V168H254ZM116 168V169H114ZM132 168L133 170H135L134 172H131L132 171ZM138 170H137V169ZM144 168V169H143ZM235 168V169H234ZM244 168V169H243ZM1 169V168H0ZM23 169H25L24 171H22ZM28 169V170H27ZM43 169V170H42ZM79 169V170H78ZM96 169V171H95ZM129 169V170H128ZM142 169V170H141ZM250 169V170H249ZM40 170V171H39ZM85 170V171H84ZM101 172V173H99ZM118 170V171H117ZM246 170V171H245ZM46 171V173H45ZM56 171V172H55ZM91 173H90V172ZM112 171V172H111ZM146 171V173H145ZM237 171V172H236ZM245 171V173H244ZM40 172V173H38ZM53 172V173H52ZM65 172V173H63ZM82 172V175L81 173ZM84 172V174H83ZM88 172V173H87ZM93 172V173H92ZM61 176H59V174ZM63 173V174H62ZM86 173V174H85ZM112 173V175L114 177H111L110 174ZM123 173V174H122ZM135 173V174H134ZM144 173L147 175L145 177ZM262 175H261V174ZM46 174V175H44ZM68 174V175H67ZM131 174V175H130ZM134 174V175H133ZM136 174L138 176H136ZM141 174V176H140ZM50 175L51 178H50ZM58 175V176H57ZM88 175V176H87ZM96 175V176H95ZM107 177H106V176ZM108 175H109V178H108ZM144 175V176H143ZM235 175V176H234ZM244 175V176H243ZM95 176V177H93ZM119 176V177H118ZM261 176V177H260ZM45 177V179H44ZM48 177V178H47ZM61 179H60V178ZM78 177H82V178H78ZM103 177V178H102ZM122 177V179H120ZM130 177V178H129ZM135 177V178H134ZM140 177V178H139ZM240 177H243L241 179H239ZM86 178V179H85ZM114 178V179H113ZM139 178L137 181L136 179ZM246 178V179H245ZM42 179V180H40ZM44 179V180H43ZM57 179V180H56ZM64 179V182L62 183L61 181H63ZM67 179V181L65 180ZM79 181H78V180ZM83 179V180H82ZM135 181H132L134 180ZM255 179V180H254ZM40 180V181H39ZM81 180V181H80ZM110 180V181H109ZM122 180V182L120 181ZM124 180V181H123ZM142 180V181H141ZM144 180V181H143ZM41 181H43L44 183H46V181L48 183L46 184H43V182L41 183ZM56 181V182H55ZM99 181V182H98ZM102 181V184L100 183ZM110 186H107L108 185V182ZM254 181V182H253ZM51 182V183H49ZM58 182V183H57ZM68 182H70L68 184ZM89 182V183H88ZM98 182V184H97ZM123 182H126V183H123ZM144 182L146 183L145 186L144 185ZM150 182V183H149ZM239 182V184H238ZM257 184H256V183ZM41 183V184H40ZM57 183V184H56ZM81 183V184H80ZM93 183V185H92ZM107 183V184H106ZM116 183V184H115ZM7 184V183H5ZM5 184L3 186H5ZM39 184V185H37ZM95 184V185H94ZM104 186H100V185ZM129 184V185H128ZM132 184V185H131ZM139 184V185H138ZM143 184V185H142ZM44 188V191H42V187ZM46 185V186H44ZM61 185V186H60ZM69 185V186H68ZM87 185V186H85ZM107 187H106V186ZM131 185V187H130ZM142 185V186H141ZM263 185V186H262ZM7 186L9 187L10 185L7 184ZM5 187V189L2 187V185L0 184V195H2L4 192L5 194L3 195H10L11 193V188L12 186L9 187V191H7L6 189H8V187ZM39 186L42 191V196L41 198L39 197H36L35 196V189H37ZM54 186V187H53ZM56 186H59V187H56ZM66 186V187H64ZM93 188H89V187H92ZM120 187L118 189V187ZM139 186V188H138ZM141 186V187H140ZM145 186V187H144ZM49 187V188H48ZM53 189H52V188ZM76 187V188H74ZM98 187V188H97ZM130 187V188H128ZM235 187V188H234ZM249 187V188H248ZM56 188V189H55ZM59 188V189H58ZM67 188V189H66ZM74 188V190H73ZM84 190H83V189ZM105 188V189H103ZM110 188L109 192H108V189ZM117 188V190H116ZM136 188V190H135ZM143 188H149V189H143ZM152 188V189H151ZM263 188V190L261 189ZM49 189V190H48ZM80 189V190H78ZM82 189V190H81ZM94 189V190H93ZM107 189V190H106ZM237 189V190H236ZM248 191H247V190ZM254 189V190H253ZM51 190V191H50ZM56 190V191H55ZM59 190V191H58ZM69 190V191H68ZM95 190L96 194L95 195ZM116 190V191H115ZM123 192H122V191ZM127 190V191H126ZM134 190V192H133ZM139 190V191H138ZM145 192H143V191ZM149 190V191H148ZM151 190V191H150ZM243 190V191H242ZM262 190V191H260ZM53 191H55V193H53ZM63 191V192H62ZM66 191V192H65ZM75 191V192H73ZM77 191V192H76ZM82 191V192H81ZM94 191V192H93ZM107 191V193H106ZM121 191V192H120ZM245 191V192H244ZM257 191V192H256ZM8 192V193H7ZM10 192V193H9ZM52 194H51V193ZM62 193L60 194L59 193V196H58V193ZM65 192V193H64ZM68 192V193H67ZM81 192V193H80ZM87 192V193H86ZM92 192V193H90ZM100 192V193H99ZM117 192V193H116ZM119 192V193H118ZM129 192V193H128ZM150 192V193H149ZM7 193V194H6ZM45 193V194H44ZM50 193V195H49ZM70 193V194H69ZM79 193V194H78ZM89 193V194H88ZM125 193H126V196H125ZM148 193V194H147ZM242 193V195H241ZM63 194H64V197H63ZM76 197H75V195ZM92 194V195H91ZM109 194V195H108ZM113 196H112V195ZM124 194V195H123ZM129 194V195H128ZM140 194V195H139ZM141 194H146L145 196L141 195ZM260 194V195H259ZM46 197H49V198H45L44 196ZM61 195V196H60ZM91 195V196H90ZM98 195V196H97ZM106 195V196H105ZM132 197H131V196ZM139 195V197H138ZM150 195V197H149ZM53 196V197H52ZM67 198H66V197ZM89 196V197H88ZM97 196V197H96ZM103 198H102V197ZM112 196V199L110 198ZM123 196V197H122ZM235 196H238V197H235ZM263 196V197H262ZM43 197V198H42ZM70 197V198H69ZM84 197V198H83ZM117 197V198H116ZM147 198V199H143V198ZM2 197H0V258H2L0 260V262L2 264H20L19 262L15 261V262H11L10 260V257H9V253H8V249H7V245H5V241H4V230H3V227H2V222L6 219V217L8 216V214H11V204H9L8 201H6V199H3L1 200ZM53 198V199H52ZM59 198V199H58ZM60 198L62 200L66 199L65 201H60ZM64 198V199H63ZM74 200H73V199ZM79 200H78V199ZM85 198H88L85 199ZM132 198V199H130ZM139 198V199H138ZM149 198V199H148ZM241 200H240V199ZM262 198V199H261ZM48 199V201H46ZM69 199V200H67ZM77 199V200H76ZM85 199V200H84ZM109 199V200H108ZM138 199V200H136ZM155 199V200H154ZM159 199V200H158ZM223 199V200H222ZM37 200L39 202H37ZM44 200V201H43ZM52 203H50V201ZM59 200V203H57L56 201ZM81 200V201H80ZM143 200V201H141ZM147 200L149 202H147ZM151 200V201H150ZM155 201V202H152ZM263 200V201H262ZM2 201V202H1ZM70 201V202H69ZM92 201V202H90ZM117 201V203H116ZM141 201V202H140ZM231 201V202H230ZM242 201V202H241ZM7 202V203H6ZM44 202V203H43ZM55 202V203H54ZM65 202V203H63ZM113 202V203H112ZM132 202V203H131ZM139 202V203H138ZM4 203V205H3ZM43 203V204H42ZM60 203L62 204V206L60 205ZM73 207H72V205ZM77 204L78 206H80L79 208L77 207ZM83 205L81 207L80 204ZM88 203V204H87ZM143 203V204H142ZM146 205H145V204ZM148 203V204H147ZM160 203V204H158ZM9 206H8V205ZM37 204V205H36ZM39 204H41L39 206ZM46 205L45 207L42 206V205ZM70 204V205H69ZM112 204V205H111ZM117 204V205H116ZM128 204V206H127ZM134 204V205H133ZM151 204V205H150ZM154 204V207L153 205ZM156 204V205H155ZM158 204V205H157ZM35 205V206H34ZM88 205V207H87ZM143 205H145V207L143 208ZM226 205L228 208H226ZM8 206V207H7ZM38 206V207H37ZM58 206V207H57ZM135 206V207H134ZM160 206V207H159ZM244 206V207H243ZM35 207V208H34ZM37 207V208H36ZM44 207V208H43ZM47 207V208H46ZM88 209H86V208ZM115 207H118L115 208ZM131 207V208H130ZM143 209H142V208ZM162 207V208H161ZM229 207H230V210H229ZM242 207V208H241ZM5 208V211H3ZM39 210H36L38 209ZM77 208V209H76ZM83 208V209H82ZM121 208V209H120ZM129 208V209H127ZM150 210H149V209ZM154 212H151L153 211ZM161 208V209H160ZM165 208V209H163ZM216 208V209H215ZM251 208V209H250ZM31 209V208H30ZM74 209H76L74 211ZM83 211H82V210ZM126 209L128 211H126ZM163 209V210H162ZM218 209V210H217ZM225 209V211H224ZM227 209V210H226ZM2 210V211H1ZM71 210H72V216H71ZM81 210V211H80ZM86 210V211H84ZM124 210V212H123ZM149 210V211H147ZM156 210H158L159 213H164L165 211V214L162 215V214H159L158 212H156ZM162 210V212H161ZM220 210V211H219ZM229 210V211H228ZM39 211V212H38ZM56 211V212H55ZM74 211V212H73ZM138 211V212H137ZM141 211V212H140ZM147 211V212H145ZM211 211V212H210ZM228 211V212H227ZM40 212L42 213L39 214ZM48 212V213H47ZM58 212V213H57ZM60 212V213H59ZM79 212V213H78ZM83 212V213H82ZM88 212V213H87ZM150 212V213H149ZM221 212V213H220ZM28 213V214H29ZM35 213V214H33ZM46 215H45V214ZM85 213V214H84ZM134 213V215H133ZM138 213H141V214H138ZM146 213V214H145ZM154 213V214H152ZM176 213V214H175ZM204 213V214H203ZM47 214L48 215H51L49 216V218L47 217ZM78 214V215H76ZM84 214V216H83ZM87 214V215H86ZM128 214V216H127ZM159 214V215H158ZM170 214V215H169ZM206 214V216H205ZM3 215V216H2ZM30 215V214H29ZM34 215V216H33ZM42 215V216H41ZM45 215V216H44ZM58 215V216H57ZM74 215V216H73ZM146 215V216H145ZM148 215L151 217H148ZM154 215V217L152 216ZM218 215V216H217ZM220 215V216H219ZM223 215V216H222ZM36 216L38 217V219L36 218ZM57 216V218H56ZM69 216V217H68ZM79 218H77V217ZM158 216V217H157ZM163 216H164V219H163ZM182 216V217H181ZM185 216V217H184ZM249 216V217H248ZM28 217V216H27ZM26 217V218H27ZM31 220V218H33ZM45 217V218H44ZM53 217V218H52ZM61 217V219H60ZM68 217V218H67ZM74 217V218H72ZM83 217V219H82ZM89 218V221H88V218ZM129 217V218H128ZM157 217V218H156ZM180 217V218H179ZM184 217V218H183ZM205 219H204V218ZM223 217V218H222ZM248 217V218H247ZM36 218V219H35ZM43 218V219H42ZM51 218V219H50ZM66 218V219H64ZM87 218V219H86ZM146 218V219H144ZM150 218V220H149ZM155 218V219H154ZM160 218V219H159ZM170 218V219H169ZM178 218V219H177ZM197 218V220H195ZM48 219V221H46ZM59 219V220H58ZM82 220L81 223L80 221L78 222L77 220ZM85 219V221H84ZM151 219H152V222H154L152 224L151 222ZM154 219V221H153ZM160 221H159V220ZM185 219V220H184ZM222 219V220H221ZM247 219V220H246ZM41 220V221H40ZM53 220V222H52ZM58 220V221H57ZM72 220V221H71ZM158 220V221H157ZM165 220V221H164ZM173 220V221H172ZM180 220V221H179ZM191 220V221H189ZM221 220V221H220ZM224 220V221H223ZM34 223H33V222ZM75 221V222H74ZM95 223V226L93 225V222ZM142 221V222H141ZM146 221V222H145ZM164 221V222H163ZM31 222L32 224H34V228H38V229H34L33 226L31 225ZM40 222V223H39ZM56 222V223H55ZM59 222V223H57ZM75 224H74V223ZM87 222V223H86ZM140 222H141V230H140ZM149 222V223H148ZM158 222V223H157ZM205 222V223H203ZM226 222V224H225ZM63 223V225L61 224ZM67 223V224H65ZM148 223V224H147ZM222 223V224H221ZM36 224V225H35ZM46 224V225H45ZM50 224V225H49ZM58 227H56L57 225ZM68 224H70L71 226H68ZM74 224V225H73ZM97 224V225H96ZM139 224V225H138ZM165 224V225H164ZM185 226H184V225ZM53 225V227H52ZM66 225V227H65ZM86 230H84L85 228ZM138 225V226H137ZM150 225V226H149ZM226 227H225V226ZM46 228L43 229V227ZM48 226V227H46ZM62 226V227H61ZM78 226V227H76ZM144 226V228L142 227ZM155 228H154V227ZM208 226V227H207ZM66 228V231H65V228ZM76 227V228H75ZM82 227V228H81ZM97 227V228H95ZM149 227V228H148ZM152 227V228H151ZM177 227V228H176ZM224 230H222L223 228ZM41 228V229H40ZM49 228V229H48ZM55 228V229H54ZM74 228V232L76 234H74L73 232V229ZM80 228V229H79ZM84 228V229H83ZM92 228V229H91ZM139 228V229H138ZM185 228V229H184ZM222 228V229H221ZM32 229V230H31ZM36 231V234H35V231ZM61 229V231H60ZM72 229V231H71ZM78 229V231H77ZM97 229V230H96ZM147 229V230H146ZM155 229H158V230H155ZM161 229V230H160ZM164 229V230H163ZM221 229V230H220ZM44 231L42 233V231ZM55 230V231H53ZM95 230V231H94ZM182 230V231H181ZM48 231V232H47ZM51 231V232H50ZM58 231V232H57ZM92 231V232H91ZM140 231H142L144 233V235H142L143 233H139ZM161 231V232H160ZM164 231V232H163ZM47 232V233H46ZM64 232V236L63 233ZM89 234H87V233ZM91 232V233H90ZM152 232V233H151ZM217 232V233H216ZM228 232V233H226ZM31 233L33 234V237L32 238V235ZM50 233V234H49ZM57 233V234H55ZM61 233V234H60ZM67 233V234H65ZM80 233V234H79ZM151 233V235L149 236V234ZM154 233V234H153ZM156 233V234H155ZM166 233V234H165ZM186 235H184V234ZM196 233V234H195ZM42 236V239H40V235ZM44 234V236H43ZM71 234V235H70ZM102 234V235H101ZM148 234V235H147ZM164 234V235H163ZM203 234V235H202ZM223 234V235H222ZM37 235V237H36ZM49 235V236H48ZM58 237H56V236ZM59 235V236H58ZM81 235V236H80ZM93 235V237H92ZM146 235V236H145ZM156 235V236H155ZM181 235V236H180ZM194 235V236H193ZM51 236V237H50ZM64 236V237H63ZM68 236L70 237L69 239ZM140 236V237H139ZM143 236V238H142ZM154 236V237H153ZM167 236V237H166ZM201 236V237H200ZM50 239H49V238ZM62 239H61V238ZM82 237V238H81ZM92 237V238H90ZM147 237L149 239H147ZM156 237V238H155ZM158 237V238H157ZM165 238V241L161 240V238ZM205 237V239H204ZM228 237V238H227ZM230 237V238H229ZM63 241H59L60 239ZM85 238V240H84ZM140 238V239H139ZM145 238V239H144ZM157 239L156 241L154 240ZM33 239V240H32ZM36 239V240H35ZM50 241H49V240ZM56 239V240H55ZM82 239V240H81ZM113 239V241L111 240ZM153 239V240H152ZM191 239V240H190ZM54 240V241H53ZM73 240V241H72ZM98 240V241H96ZM106 240H109L107 243ZM111 240V241H110ZM138 240V241H137ZM160 240V241H159ZM223 240V241H222ZM33 241H35L36 244L35 245V249H34V244L32 243ZM44 241V242H43ZM52 241V242H51ZM101 241V242H99ZM103 241V242H102ZM154 241V242H153ZM3 242V243H2ZM41 244H39V243ZM54 242V243H53ZM57 242V244H56ZM76 242V243H74ZM95 243V244H94ZM104 243V245H103ZM163 243V244H162ZM45 244V245H44ZM65 244V245H64ZM93 244V245H92ZM41 245V247H40ZM49 245V246H48ZM62 245V246H61ZM64 245V246H63ZM97 246V247H96ZM102 246V247H101ZM115 246V247H114ZM166 246V248L164 247ZM190 246V247H189ZM230 246V247H229ZM32 247V248H31ZM37 247V248H36ZM49 247V248H47ZM53 247V248H52ZM56 247V249H55ZM59 247V248H58ZM64 247V248H63ZM95 247V248H94ZM99 247V248H98ZM110 249H109V248ZM137 247H140L139 244L137 245ZM88 249V250H85L84 249ZM95 250H93V249ZM98 248V249H97ZM104 248V250H103ZM150 248V249H151ZM39 249V250H38ZM49 249V250H48ZM54 249V251H53ZM63 249V251L60 252V250ZM69 249V250H67ZM108 249V250H107ZM112 249V250H111ZM116 249V250H115ZM119 249V250H118ZM158 249V250H157ZM41 251L38 252V251ZM57 252H56V251ZM84 251V253L82 251ZM101 250V251H99ZM118 250V251H117ZM157 250V251H156ZM171 252H170V251ZM71 251H73L71 253ZM87 251V252H86ZM155 251V253H154ZM164 251V252H162ZM186 251V252H185ZM195 251V252H194ZM3 252V253H2ZM38 252V254H36ZM47 252V253H46ZM86 252V253H85ZM106 252V253H105ZM107 252H108V255H109V258L106 257L107 255ZM117 252H121L120 254L124 255L123 258H126V259H122V257L119 258V256H121L119 253ZM54 253V254H53ZM61 254V255H58ZM71 253V255H70ZM85 254V256L83 254ZM113 253V254H112ZM162 253V254H161ZM48 254L50 256H48ZM87 254H91V255H87ZM100 254V255H99ZM102 254V255H101ZM105 254V255H104ZM158 254V255H157ZM187 254V255H186ZM47 255V256H46ZM67 255V256H66ZM70 255V256H69ZM82 255V256H81ZM94 255V256H92ZM100 257H99V256ZM162 255V256H161ZM166 255V256H164ZM190 255V257H189ZM61 256V257H60ZM78 256V257H77ZM87 256V257H86ZM97 256V257H96ZM111 256V257H110ZM160 256V257H159ZM46 257V258H44ZM91 257V259H90ZM94 257V258H92ZM105 257V258H104ZM150 258V259H147ZM152 257V258H151ZM195 257V258H194ZM8 258V259H7ZM37 258V259H36ZM65 260H63V259ZM71 258V260H70ZM78 258V259H76ZM90 260H89V259ZM142 258V259H141ZM166 258V259H165ZM39 259V260H38ZM54 259V260H53ZM97 259V260H96ZM101 259V260H100ZM108 259V260H107ZM112 259V260H110ZM164 259V260H163ZM3 260H6V262L4 263ZM41 260V261H40ZM63 260V261H62ZM78 260V261H77ZM86 260V261H85ZM95 260V262L93 261ZM100 260V262L98 263V261ZM123 260V261H122ZM126 260V261H125ZM167 260V262H166ZM178 260V261H177ZM8 261V262H7ZM47 261V263H45ZM53 261V263L51 262ZM72 261V262H71ZM111 261V262H110ZM122 261V262H121ZM202 261V262H201ZM214 261V262H213ZM64 262V263H63ZM66 262V263H65ZM71 262V263H70ZM74 262V263H73ZM77 262V263H75ZM110 262V263H109ZM188 262V263H187ZM0 263V264H1ZM35 263V264H36Z\"/></svg>",
  "mask_w": 264,
  "mask_h": 264
},
{
  "label": "bare ground",
  "instance_id": "6f19581e",
  "mask_svg": "<svg viewBox=\"0 0 264 264\" xmlns=\"http://www.w3.org/2000/svg\"><path fill=\"white\" fill-rule=\"evenodd\" d=\"M1 1V0H0ZM33 1H37V0H33ZM45 0H43V2H44ZM47 1V0H46ZM48 1H50V0H48ZM78 1V0H77ZM82 1V0H81ZM92 1H94V0H92ZM96 1V0H95ZM100 1H102V0H100ZM100 1H98L99 3H101ZM104 1V0H103ZM102 1V2H103ZM121 1V0H120ZM125 2H126V0H124ZM129 1V0H128ZM127 1V2H128ZM144 1V0H143ZM166 1V0H165ZM195 1V0H194ZM4 2H6V0H4ZM15 2V1H14ZM17 2H21V1H17L16 0V2L15 3H12L13 5H16V3ZM24 2H26V1H24ZM38 2V1H37ZM40 2V1H39ZM54 2V1H53ZM56 2H58V0L56 1ZM84 2V1H83ZM82 2V3H83ZM90 2V1H89ZM98 2L96 3V4H98ZM109 2V1H108ZM107 2V3H108ZM119 2V1H118ZM126 2V3H127ZM168 2H169V0H168ZM167 2V3H168ZM175 2V1H174ZM173 2V3H174ZM179 2V1H178ZM31 3V2H30ZM36 3V2H35ZM48 3V2H47ZM51 1L48 3L49 5H50V7H51ZM71 3V2H70ZM78 3H79V1H78ZM81 3V2H80ZM92 3H94V2H92ZM105 3H106V1H105ZM106 3V4H107ZM114 3V2H113ZM148 3H149V1H148ZM163 3V2H162ZM189 3V2H188ZM187 3V4H188ZM192 3V2H191ZM196 3V2H195ZM4 4V3H3ZM12 4H10V5H12ZM17 4H19V3H17ZM21 4V3H20ZM19 4V5H20ZM25 4V3H24ZM27 4V3H26ZM37 4H39V3H37ZM43 3H40L39 5H42ZM62 4V3H61ZM64 4V3H63ZM72 4V3H71ZM75 4H77V3H75ZM88 4V3H87ZM87 4H85V5H87ZM96 4H95V6H96ZM125 3H123V5H124ZM131 4V3H130ZM136 4V3H135ZM7 5V4H6ZM9 5V4H8ZM23 5V4H22ZM32 5V4H31ZM52 5L55 7V5L56 4H54V3H52ZM59 5V4H58ZM57 5V6H58ZM80 5V4H79ZM108 5V4H107ZM164 5H166L165 3L163 4V6ZM17 6V5H16ZM28 6V5H27ZM30 6V5H29ZM38 6V5H37ZM52 6V7H53ZM73 6V5H72ZM77 6V5H76ZM87 6H89V5H87ZM102 6V3H101V5L99 6V7H101ZM110 6V5H109ZM132 6V8H133V4L131 5ZM142 6H144V5H142ZM142 6H140V7H142ZM163 6H162V8H163ZM168 6V5H167ZM170 6V5H169ZM176 6V5H175ZM195 6V5H194ZM10 7V6H9ZM40 7V6H39ZM46 7H48V6H45V8ZM50 7H48L49 9H50ZM86 7V6H85ZM92 7V6H91ZM98 7V6H97ZM97 7H94L95 9L97 8ZM106 7V6H105ZM118 7H120V6H118ZM126 7V6H125ZM145 7V6H144ZM166 7V6H165ZM193 7V6H192ZM1 8V7H0ZM4 8H5V6H4ZM8 8V7H7ZM6 8V9H7ZM15 8V7H14ZM32 8V7H31ZM56 8V7H55ZM60 8V7H59ZM64 8V7H63ZM73 8V7H72ZM94 8H92L91 10H93ZM131 8V7H130ZM134 8H137V7H134ZM134 8H133V10H134ZM139 8V7H138ZM148 8V7H147ZM146 8V9H147ZM162 8H161V10H162ZM2 9H3V7H2ZM17 9V8H16ZM47 9V8H46ZM80 10H81V8H79ZM94 9V10H95ZM99 9V8H98ZM107 9H110V7L109 8H107ZM112 9V8H111ZM115 9H117V8H115ZM119 9V8H118ZM126 9H127V7H126ZM144 9V8H143ZM164 9H166V8H164ZM169 9H172V8H169ZM14 10L15 9H13L12 11H13V14H16L17 15V11L14 13ZM18 10V9H17ZM21 10V9H20ZM20 10H19V12H20ZM72 10V9H71ZM70 10V11H71ZM83 10H85V9H83ZM87 10V9H86ZM90 10V9H89ZM105 10H106V8H105ZM113 10V9H112ZM119 10H121V9H119ZM135 10H140V9H135ZM168 10V9H167ZM166 10V11H167ZM188 10V9H187ZM23 11H25V10H23ZM31 11V10H30ZM49 11V10H48ZM48 11H45V12H47V14L48 15H50L49 13H48ZM78 11V10H77ZM77 11H75V13L77 12ZM88 11V10H87ZM103 11H104V9H103ZM117 11V10H116ZM126 11V10H125ZM160 11V10H159ZM171 11V10H170ZM177 11V10H176ZM181 11V10H180ZM184 11V10H183ZM186 11V10H185ZM6 11L4 10H1L0 9V25H1V23L3 24V23H5L6 24V20L8 19V17H7V15H6V13H5ZM10 12V11H9ZM9 12L7 13V14H9ZM18 12V13H19ZM21 12H22V10H21ZM26 12V11H25ZM33 12H35L36 13V10L35 11H33ZM33 12H31V13H33ZM55 12H57V11H55ZM81 12V11H80ZM86 11H84L83 13H85ZM93 12V11H92ZM99 12V11H98ZM112 12H114V10L112 11ZM119 12V11H118ZM118 12H117V14H118ZM140 12V11H139ZM142 12V11H141ZM157 12V11H156ZM160 12H163V11H160ZM168 12H169V10H168ZM12 13V12H11ZM40 13H42L41 11H40ZM54 13V12H53ZM60 13V12H59ZM63 13V12H62ZM88 13H90V11H88ZM100 13V12H99ZM107 13V12H106ZM108 13H109V11H108ZM124 13V12H123ZM130 13V12H129ZM150 13V12H149ZM186 13V12H185ZM21 14V13H20ZM19 14V15H20ZM27 14V13H26ZM38 15H39V13H37ZM47 14H45V13H43L42 15H44L45 16V18H44V22L45 23H47L48 24V26L46 27V26H42V27H39L38 28V30H35L34 29V31H36V32H34L33 33V31H32V33H33V38H30V37H32V36H30L29 38H28V42H29V44L31 45V49H32V52H35V54L36 55H39V56H37V58L36 59H38L39 60V58L38 57H42L43 58V60H50V62L51 61H55V58L56 57H54V55H53V48L51 49V44H50V41L52 42V41H55V43H57V45H59V46H63L64 45V43H61L60 41H62V39L60 40V38H58L59 36L61 37V38H63V36L64 35H59L57 38H56V36H55V34H54V31H53V25H55L56 26V24H55V22H52V20H51V17L50 18H47ZM52 14V13H51ZM58 14V13H57ZM71 14V13H70ZM74 14V13H73ZM90 14H92V13H90ZM94 14V13H93ZM103 14V16H104V13H102ZM115 14H116V12H115ZM119 14H121V13H119ZM140 14H142V13H140ZM153 13H151V15H152ZM154 14H155V12H154ZM161 14H163V13H161ZM16 15H14L15 16V18H16ZM30 15V14H29ZM28 14H27V16H29ZM38 15L36 16V17H38ZM59 16H60V14H58ZM89 14H87V16H88ZM97 15H98V13H97ZM100 15H101V13H100ZM107 15V14H106ZM105 15V16H106ZM111 15V14H110ZM109 15V16H110ZM127 15H128V12H127ZM130 15V14H129ZM128 15V16H129ZM134 15H136V13L134 14ZM133 15V16H134ZM143 15V14H142ZM141 15V16H142ZM166 15H167V12H166ZM171 15H173L172 13H171ZM178 15V14H177ZM10 16H12V15H10ZM26 16V15H25ZM27 16H26V18H27ZM52 16V15H51ZM72 16H74V15H72ZM84 15L82 14L81 15V17H83ZM94 16V15H93ZM103 16H102V19H103ZM117 16H119V15H117ZM156 16V18H157V16L158 15H155ZM154 16V17H155ZM19 17V16H18ZM24 17V16H23ZM30 17V16H29ZM34 17V16H33ZM53 17H56V15L55 16H53ZM58 17V16H57ZM76 17V16H75ZM77 17H78V15H77ZM80 17V16H79ZM78 17V18H79ZM92 17V16H91ZM95 17V16H94ZM107 17V16H106ZM120 17H123V16H119L118 18H120ZM126 17V16H125ZM124 17V18H125ZM189 17V16H188ZM13 18V17H12ZM25 18V19H26ZM40 18H41V16H40ZM43 18V17H42ZM60 18H63V16L62 17H60ZM70 18V17H69ZM68 18V19H69ZM88 18V17H87ZM90 18V17H89ZM110 18H112V17H110ZM113 18H115V17H113ZM129 18V17H128ZM132 20H133V18H132V16L130 17ZM129 18V19H130ZM17 19V18H16ZM20 19H22L21 17H20ZM19 19V20H20ZM25 19H24V21H25ZM59 19V18H58ZM67 19V18H66ZM71 19H73V18H71ZM70 19V20H71ZM82 19V18H81ZM81 19L79 20V21H81ZM83 19H84V17H83ZM82 19V20H83ZM95 19V18H94ZM127 19V18H126ZM148 19V18H147ZM160 19V18H159ZM33 20V19H32ZM37 19H35V21H36ZM74 20V19H73ZM96 20V19H95ZM99 20V19H98ZM100 20H101V17H100ZM105 20V19H104ZM103 20V21H104ZM108 20H110V19H108L107 18V21ZM116 20V19H115ZM121 20H123L122 18H121ZM128 20V19H127ZM136 20H138V23H140L139 22V19H136ZM164 20V19H163ZM26 21H28V19H26ZM65 21V20H64ZM67 21H69V20H67ZM66 21V22H67ZM77 21V20H76ZM76 21H74L75 23H76ZM87 21H88V19H87ZM106 21V22H107ZM114 21V20H113ZM113 21H111V22H113ZM120 21V20H119ZM128 21H131V20H128ZM127 21V22H128ZM134 21L135 20H133V23H134ZM151 21V20H150ZM160 21V20H159ZM184 21H185V18H184ZM18 22H20V21H18ZM42 22V21H41ZM60 22H61V20H60ZM62 22H63V20H62ZM73 21H72V23H74ZM83 22V21H82ZM81 22V23H82ZM91 22V21H90ZM110 22V21H109ZM108 22V23H109ZM111 22L109 23L110 25H111ZM122 22V21H121ZM123 22H125V21H123ZM132 22V21H131ZM142 22V21H141ZM145 22V21H144ZM143 22V23H144ZM22 23V22H21ZM29 23V22H28ZM33 21H32V25H33ZM53 23V24H52ZM64 23V22H63ZM78 23V22H77ZM76 23V24H77ZM115 23H116V21H115ZM114 23V24H115ZM128 23H130V22H128ZM158 23H160V22H158ZM175 23V22H174ZM18 24V23H17ZM24 25H25V22L23 23ZM23 24H21V25H23ZM27 24V23H26ZM58 24V23H57ZM64 24H66V23H64ZM71 24V23H70ZM68 25V26H71V25ZM76 24H74V25H76ZM79 24H80V22H79ZM84 24V23H83ZM104 24H106V23H104ZM120 24L121 23H119V26H120ZM126 24V23H125ZM132 24V23H131ZM135 24H137V22L135 23ZM135 24H133V26L135 25ZM146 24V23H145ZM145 24H143L144 26H145ZM184 24V23H183ZM199 24V23H198ZM43 25V24H42ZM81 26H82V24H80ZM85 25L86 24H84V27L83 28H85ZM91 25V24H90ZM98 25H99V23H98ZM138 25V24H137ZM142 25V24H141ZM155 25H157V23L155 24ZM158 25H160V24H158ZM3 27H4V24L2 25ZM6 26V25H5ZM58 26H60V27H62L61 26V24H59ZM65 26V25H64ZM78 26V25H77ZM87 27L85 28V29H87V31L89 30L88 29V25H86ZM100 26V25H99ZM107 26V25H106ZM109 26V25H108ZM107 26V27H108ZM130 26V25H129ZM140 26V25H139ZM149 26V25H148ZM22 27V26H21ZM20 27V28H21ZM38 27V26H37ZM57 27V26H56ZM67 27V26H66ZM72 27L74 28V26L72 25ZM100 27H103L102 25L100 26ZM105 27V26H104ZM113 28H114V26H112ZM137 26H135V27H133V28H136ZM146 27V26H145ZM159 27V26H158ZM157 27V28H158ZM172 28H173V30H174V27L173 26H171ZM2 28V27H1ZM1 28H0V32H1ZM15 28V27H14ZM18 28H19V26H18ZM19 28V30H17V32L18 31H20L21 29ZM23 28V27H22ZM27 28V27H26ZM25 28V29H26ZM29 28V27H28ZM35 28V27H34ZM73 28H71V29H73ZM76 28H78V27H76ZM81 28V27H80ZM82 28V29H83ZM90 28V27H89ZM91 28H93V26H91ZM90 28V29H91ZM99 28V27H98ZM106 28V27H105ZM112 28V29H113ZM121 28V26L118 28V32H119V29ZM123 29H124V27H122ZM130 28H132V26L130 27ZM130 28H129V30H130ZM141 28H144L143 26H140V30H142ZM162 28H164V27H162ZM171 28V29H172ZM3 29V28H2ZM4 29H5V27H4ZM9 29V28H8ZM11 30H12V28H10ZM60 30L62 29L63 30V28H59ZM69 29V28H68ZM71 29H70V31H71ZM75 29V28H74ZM79 29V28H78ZM101 29V28H100ZM99 29V30H100ZM108 29V28H107ZM112 29H111V31H112ZM170 29V28H169ZM23 30V29H22ZM27 30V29H26ZM31 30H32V28H31ZM61 30V31H62ZM102 30H105V29H102ZM109 30H110V28H109ZM108 30V31H109ZM114 30V29H113ZM139 30V29H138ZM139 30V31H140ZM191 30V29H190ZM6 31H8V30H6ZM14 31V30H13ZM64 31V30H63ZM76 31V30H75ZM80 31V30H79ZM79 31L76 33V37H77V35H78V33H79ZM84 31V30H83ZM108 31H105L106 33L108 32ZM110 31V32H111ZM124 31V30H123ZM134 31H137L136 29L134 30ZM134 31H133V33H134ZM163 31V30H162ZM262 31V30H261ZM5 32V30L3 31V33ZM8 32H10V30L8 31ZM15 32V31H14ZM65 32V31H64ZM64 32H62V33H64ZM81 33H82V31H80ZM89 32V31H88ZM87 32V34L85 35L84 34V36H87L89 33ZM104 32V31H103ZM104 32V33H105ZM125 32H126V29H125ZM125 32H123V33H125ZM127 32H128V30H127ZM132 32V31H131ZM158 33H159V31H157ZM166 32V31H165ZM238 32V31H237ZM257 31H255V33H256ZM260 32V31H259ZM263 32V31H262ZM261 32V33H262ZM7 33V32H6ZM5 33V35H6V37H7V35L8 34H6ZM19 33V32H18ZM18 33H17V35H18ZM21 33V32H20ZM25 33V32H24ZM24 33H22V34H24ZM56 33V32H55ZM74 33V32H73ZM84 33H85V31H84ZM95 33H97V32H95ZM100 34L102 33V31L101 32H99ZM105 33V34H106ZM112 34H111V36H114V32H111ZM129 33V32H128ZM132 33V34H133ZM139 33V32H138ZM141 33V32H140ZM147 33V32H146ZM149 33H150V31H149ZM153 33H155L156 34V32H153ZM168 33V32H167ZM175 33H176V31H175ZM258 33V32H257ZM264 33V32H263ZM117 34V33H116ZM119 34H120V32H119ZM125 34H127V33H125ZM131 34V35H132ZM150 34H152V33H150ZM162 34L163 33H161V37H162ZM11 34H9V36H10ZM16 35V34H15ZM16 35V36H17ZM29 35V34H28ZM28 35H26V36H28ZM58 35V34H57ZM66 35H68V32H67V34H65V36ZM73 35V34H72ZM71 35V33H70V36H72ZM91 35V34H90ZM92 35H94V34H92ZM102 35H104L103 33H102ZM101 35V36H102ZM109 36H110V34H108ZM121 35V34H120ZM123 35V34H122ZM121 35V37H123ZM134 35V34H133ZM139 35V34H138ZM147 35H149V34H147ZM154 34H152V36H153ZM174 35V34H173ZM192 35V34H191ZM23 36V35H22ZM25 36V37H26ZM78 36H83V34L81 35H78ZM83 36V37H84ZM98 36H99V34H98ZM110 36V37H111ZM118 36V35H117ZM116 36V37H117ZM125 36V35H124ZM128 36H130L129 34H128ZM141 36V35H140ZM178 36H180V35H178ZM4 37V36H3ZM2 37V35L0 34V45L2 44V43H4V42H2L3 41V38ZM18 37V36H17ZM142 37V36H141ZM161 37H160V39H161ZM181 37V36H180ZM261 37H263V36H261ZM19 38V37H18ZM22 38V37H21ZM67 38V37H66ZM87 38V37H86ZM86 38H84V39H86ZM98 38V37H97ZM103 38V37H102ZM105 38H107L106 39V41L109 39V41H110V39L112 38H108L107 36L105 37ZM118 38H120L119 36H118ZM125 39H126V37H124ZM129 38H131V36L130 37H128L127 38V40L129 39ZM146 38V37H145ZM152 38V37H151ZM150 35H149V38L147 37V39H149V41H150ZM154 38V37H153ZM174 38V37H173ZM178 38V37H177ZM183 38V37H182ZM256 38V37H255ZM264 38V37H263ZM8 39H9V37H8ZM10 39H11V37H10ZM14 39V38H13ZM13 39L12 40H10L11 42L13 41ZM81 39V38H80ZM88 39V38H87ZM93 39V38H92ZM94 39H96V38H94ZM121 39V38H120ZM123 39V38H122ZM156 39H158L157 37H156ZM163 39V38H162ZM161 39V40H162ZM20 40V39H19ZM67 40V39H66ZM68 40L70 41V42H68V43H70V45L72 44V45H74V41H75V36H74V38L73 37H69L68 36ZM83 40V39H82ZM89 40V39H88ZM104 39H101V41H103ZM115 40V37H114V39H113V41ZM116 40H119V39H117L116 38ZM130 40V39H129ZM139 40H140V38H139ZM139 40L137 41V42H139ZM144 40V39H143ZM159 40V39H158ZM15 41H16V39H15ZM15 41H14V43H15ZM26 40H24V42H25ZM27 41H26V43H27ZM100 41V42H101ZM121 41V40H120ZM146 41H148V40H146ZM148 41V42H149ZM170 41H171V39H170ZM185 41H186V39H185ZM191 41V40H190ZM252 41V40H251ZM10 42V43H11ZM19 42V44H20V41H18ZM18 42H16V43H18ZM60 42V43H59ZM88 42V41H87ZM86 42V43H87ZM94 41H92V43H93ZM96 42V41H95ZM94 42V43H95ZM129 42V41H128ZM128 42H127V44H128ZM151 42H153V40H151ZM160 42V41H159ZM164 42V41H163ZM173 42V41H172ZM7 43V41L5 42V44ZM13 43V42H12ZM21 43H23V40H21ZM76 43V42H75ZM78 43V42H77ZM84 43V42H83ZM102 44H103V42H101ZM105 43V42H104ZM114 43H117V42H114ZM119 44H120V42H118ZM117 43V44H118ZM130 43V42H129ZM142 43V42H141ZM162 43V42H161ZM24 45H25V43H23ZM28 44V45H29ZM80 44V42L78 43V45ZM88 44H90L89 42H88ZM99 45H100V43H98ZM111 44V43H110ZM137 44V43H136ZM156 44H158V42L156 43ZM2 45H4V44H2ZM16 45V48L19 46V45H17V44H15ZM69 45V46H70ZM71 45V46H72ZM78 45H76L75 46V48L78 46ZM91 45V44H90ZM94 45V44H93ZM99 45H95L96 47H98ZM105 45V44H104ZM125 45H126V43H125ZM128 45H130V44H128ZM131 45H132V43H131ZM130 45V46H131ZM134 45V44H133ZM147 45V44H146ZM153 45H154V43H153ZM161 45H163V44H161ZM5 47H6V45H4ZM7 46H9L8 45V43H7ZM22 46V45H21ZM59 46H58V48H59ZM111 46H113V45H111ZM118 46V45H117ZM121 46H122V48L124 47V45L123 44H121ZM120 46V47H121ZM139 46V45H138ZM137 46V47H138ZM144 46H145V44H144ZM157 46V45H156ZM4 47V48H5ZM10 47H12V46H10ZM26 47V46H25ZM65 47H66V45H65ZM89 47V46H88ZM92 47V46H91ZM101 47V46H100ZM132 47V46H131ZM164 47V46H163ZM171 47H173V46H171ZM182 47V46H181ZM186 47V46H185ZM15 48V47H14ZM13 48V49H14ZM19 48L21 49V47L19 46ZM24 48V47H23ZM22 48V49H23ZM29 48V47H28ZM27 48V49H28ZM71 48V47H70ZM78 48V47H77ZM76 48V49H77ZM79 48H81V47H79ZM93 48V47H92ZM102 48H104V47H102ZM112 48V47H111ZM122 48H120V50L122 49ZM125 48V47H124ZM136 48V47H135ZM148 48V47H147ZM159 48V47H158ZM160 48H161V46H160ZM170 48V47H169ZM10 48H8V50H9ZM13 49H11V51L13 50ZM22 49L20 50V51H22ZM60 49V48H59ZM66 49V48H65ZM126 49H128V48H126ZM152 49H153V47H152ZM151 49V50H152ZM161 49H166L165 47L164 48H161ZM175 49V48H174ZM182 49H183V47H182ZM240 49V48H239ZM2 50H3V48H2ZM6 50V49H5ZM5 50H3V51H1L0 52V59H1V61H0V63L2 62V60L4 61L5 60V58L7 57V55L5 54V53H7V52H5ZM16 50H18V48L16 49ZM30 50V49H29ZM67 50V49H66ZM70 50V49H69ZM71 50H73V49H71ZM78 50V49H77ZM77 50H76V54L78 53L77 52ZM84 50H86V49H84ZM84 50H83V52H84ZM90 50V49H89ZM88 50V51H89ZM106 50L108 51L109 49H105V52H106ZM114 50V49H113ZM131 50H132V48H131ZM144 49H143V47H142V49H141V51L144 53V51H143ZM156 50H159V49H156ZM163 50V51H164ZM170 50V49H169ZM176 50H178V49H176ZM24 51V50H23ZM64 51V50H63ZM100 51V50H99ZM104 51V50H103ZM110 51V50H109ZM125 50L123 49L122 50V52L123 53H121V51H120V53L121 54H124V53H126V52H124ZM130 51V50H129ZM163 51H162V53H163ZM166 51V50H165ZM17 52V51H16ZM19 52V51H18ZM29 52V51H28ZM57 52H58V50H57ZM56 52V53H57ZM79 52H81V51H79ZM112 52V51H111ZM114 52V51H113ZM112 52V53H113ZM136 52V51H135ZM139 51H137V53H138ZM167 52V51H166ZM174 52V51H173ZM177 52V51H176ZM180 52V51H179ZM195 52V51H194ZM13 53V52H12ZM21 53L22 52H20V54L19 55H21ZM65 53H67V52H64L63 54H65ZM86 53V52H85ZM97 53H101V56H102V53L103 52H98L97 51ZM129 54H130V52H128ZM134 53V52H133ZM139 53H141V52H139ZM143 53H142V56L141 55H139V57L141 56V57H143ZM27 54V53H26ZM30 54V53H29ZM32 54H34V53H32ZM58 54H59V52L57 53V56H58ZM80 54V53H79ZM90 54H92V53H90ZM111 54V53H110ZM114 54V53H113ZM115 54H118V53H115ZM132 54V53H131ZM136 54V53H135ZM134 54V55H135ZM146 54H147V52H146ZM152 54H154V52L152 53ZM263 54V53H262ZM18 55V57H20ZM28 55V54H27ZM56 55V54H55ZM62 55V54H61ZM93 56H94V54H92ZM97 55V54H96ZM100 55V54H99ZM104 55V54H103ZM106 55V54H105ZM151 55V54H150ZM22 56V55H21ZM28 56H30V55H28ZM33 56H35V55H33ZM80 56V55H79ZM98 56V55H97ZM97 56H95L94 57V59L97 57ZM108 56V55H107ZM121 56V55H120ZM128 56H130V55H128ZM146 56V55H145ZM144 56V57H145ZM23 57V56H22ZM25 57H26V55H25ZM82 57V56H81ZM106 57V56H105ZM112 57H114V56H112ZM123 57V56H122ZM152 57H153V55H152ZM156 57H158L157 55H156ZM168 57V56H167ZM185 57V56H184ZM221 57V56H220ZM239 57V56H238ZM252 57V56H251ZM262 57V56H261ZM9 58H11V56H9ZM13 58V57H12ZM11 58V59H12ZM15 58H16V56H15ZM41 58V59H42ZM60 58V57H59ZM64 57H63V55H62V57H61V59H63ZM91 58V57H90ZM98 58H100V56L98 57ZM97 58V59H98ZM102 58H104V57H102ZM147 58H149V57H147ZM150 58H151V56H150ZM164 58V57H163ZM213 58V57H212ZM215 58V57H214ZM213 58V59H214ZM245 58V57H244ZM11 59H9V62H10V60ZM14 59V58H13ZM18 59V58H17ZM17 59H15L14 60V62L17 60ZM21 59V58H20ZM20 59H18V60H20ZM27 59H28V57H27ZM36 59H34L35 60V63L36 62H39V61H36ZM57 59V58H56ZM109 59V58H108ZM111 59V58H110ZM116 59H118L117 58V56H116ZM116 59H114V60H116ZM123 59V58H122ZM125 59V58H124ZM137 59V58H136ZM140 59V61H144V60H141V58H139ZM181 59V58H180ZM191 58H189V60H190ZM217 59H219V58H217ZM216 59V60H217ZM221 59V58H220ZM240 59V58H239ZM22 60H25V58L24 59H22ZM31 60H32V58H31ZM59 60V59H58ZM65 60V59H64ZM63 60V61H64ZM69 60V59H68ZM80 60V59H79ZM87 60V59H86ZM91 60V59H90ZM93 60V59H92ZM96 60V59H95ZM101 60V59H100ZM100 60H97V62L98 61H100ZM103 60H105V61H108V60H106L105 58L103 59ZM119 60V59H118ZM152 60V59H151ZM150 60V61H151ZM158 60V59H157ZM175 60V59H174ZM232 60V59H231ZM6 61V60H5ZM8 61V60H7ZM6 61V62H7ZM26 61V60H25ZM62 61V62H63ZM88 61V60H87ZM87 61H85V62H87ZM212 62H213V60H211ZM210 61V62H211ZM221 61H223V60H221ZM243 61V60H242ZM18 62V61H17ZM21 62V60L18 62V63H20ZM40 62H41V60H40ZM66 63H67V61H65ZM120 62V61H119ZM130 62H131V60H130ZM146 62H148V61H146ZM159 62V61H158ZM166 62V61H165ZM208 62V61H207ZM233 62H236L235 61V59L233 60ZM237 62H240L239 60L237 61ZM252 62V61H251ZM255 62H256V60H255ZM255 62H252L253 64L255 63ZM259 62V61H258ZM8 63V62H7ZM18 63H17V66H18ZM34 63V64H35ZM55 63V62H54ZM56 63H57V61H56ZM59 63V62H58ZM57 63V64H58ZM64 63V62H63ZM89 63V62H88ZM113 63V62H112ZM111 63V64H112ZM122 63H124V61L122 62ZM121 63V64H122ZM143 63H145V62H143ZM160 63V62H159ZM158 63V64H159ZM166 63H168V62H166ZM213 63H215V62H213ZM217 63V62H216ZM251 63V64H252ZM2 65L3 64H5V63H1ZM32 64V66H33V63H30V65ZM37 64V63H36ZM35 64V65H36ZM60 64V63H59ZM120 64V65H121ZM127 64V63H126ZM134 64V63H133ZM142 64V63H141ZM148 64V63H147ZM154 64V63H153ZM206 64H208V63H206ZM234 64V63H233ZM242 64V63H241ZM250 64V65H251ZM256 64H257V62H256ZM260 64V63H259ZM261 64H263V63H261ZM261 64H260V66H261ZM16 65V64H15ZM20 65H23V63L22 64H20ZM64 65H65V63H64ZM98 65V64H97ZM113 66H114V64H112ZM116 65H117V63H116ZM115 65V67H117V66H120L119 65V63H118V65L116 66ZM143 65V64H142ZM161 65V64H160ZM166 65V64H165ZM178 65H179V63H178ZM219 65V64H218ZM4 66V65H3ZM3 66H1V67H3ZM6 66H7V64H6ZM16 66V67H17ZM27 66H29V64L27 63ZM49 66V63L48 62H43V63H41V69L44 71V72H47L48 73V77H49V81H47V82H43L41 79H43V78H41V76H40V74L41 73H43V71L39 74V76H35V74H33V72L34 71H32V73L30 74V73H25V72H27L26 70H21L20 72L22 73V71H24L23 73H25V74H23V76L21 77L20 75V77H18V78H15V77H12V75H8V74H6V75H2L3 76V78H0V79H2V85L0 86V140L1 141H4L5 139H6V133L8 134V130L10 129V131H11V128H10V126L12 127V125L15 127V129L16 130H19V132L20 133H22V134H24L25 133V131H24V127L26 126L25 125V123L27 122V123H31V125H32V123L34 122V121H37V120H39V121H41V120H46V119H55V115L57 114V115H59L60 114V116L59 117H61L63 120H65L66 122L64 123L65 125V129H64V132H63V129H62V132H63V134L64 133H67V135H68V133L69 134H71V133H74V131L76 130V128H79V123H81V122H79L78 121V118H77V116H79V112H81L83 115H85L86 113L88 114V116L90 115V117H91V119L94 121L93 122V124H92V129L96 132V135L97 136H99V135H105V132H109V137L111 136V138H110V140H111V143H113L112 145H113V147L115 148V150H116V152L114 151V153H117L115 156H117V158H116V162H118V164H117V166L119 167V169H123V167H124V165L125 164H129V163H131V165H132V163L134 162L135 163V161H137V159H136V152H137V146H138V144L140 143V140H142V139H146V137H148V133H146V130L148 129V125H150L148 122H146V120H145V116L143 117V114H141V106H142V103H144V101L142 102V99H140L139 97H130V98H128V96H124L123 94H125V93H121V95H123V96H119L117 93L116 94H114L113 95V97L111 98L110 97V100L108 101V99H107V101H103V102H100L98 105L96 104V102L93 100V101H91L92 103H93V105H88L89 103H91L90 101H89V97H90V95L91 94H88L87 92H86V89L85 88H82V79H80V78H73V77H68V79H67V81H65V83H64V86H63V84H62V82H60V80L58 79V80H56V78H55V76L57 75V76H61V75H58L57 73L55 74L54 72H53V68H51V69H48V68H46V67H48ZM122 66H124L123 64H122ZM135 66V65H134ZM149 66H151V65H149ZM148 65H147V67H149ZM153 66H155V65H153ZM175 66V65H174ZM214 66H216L215 64H214ZM213 66V67H214ZM262 66H264V65H262ZM262 66H261V68H262ZM9 67V66H8ZM11 67H12V65H11ZM16 67H15V69H16ZM34 67L35 66H33V69H34ZM36 67H39L40 68V64H39V66H36ZM35 67V68H36ZM57 67V66H56ZM66 67H67V65H66ZM71 67V66H70ZM107 67V69H108V66H106ZM106 67L104 68V69H106ZM146 67V65H144V68ZM146 67V68H147ZM206 67V66H205ZM232 67V66H231ZM241 67H242V65H240V69H241ZM253 67V66H252ZM256 67V66H255ZM258 67V66H257ZM21 68H22V66H21ZM64 68H65V66H64ZM64 68H62V69H64ZM99 68H103V66H101V67H99ZM110 68V67H109ZM111 68H112V66H111ZM114 68V67H113ZM118 68V67H117ZM120 68V67H119ZM151 68V67H150ZM166 68H167V66H166ZM176 68H178V67H176ZM234 68H235V66H234ZM264 68V67H263ZM11 69V68H10ZM27 69V68H26ZM30 69H32V68H30ZM56 69V68H55ZM59 69H60V67H59ZM59 69H57V70H59ZM67 69V68H66ZM84 69V68H83ZM97 69H98V67H97ZM107 69L105 70L106 72H107ZM129 69V68H128ZM133 69H135V68H133ZM157 69V68H156ZM159 69V68H158ZM163 69H164V67H163ZM215 69V68H214ZM232 70H233V68H231ZM240 69H238V71L240 70ZM247 69V68H246ZM246 69H245V71H246ZM249 69V68H248ZM247 69V73H248V75L249 74H257L255 71H252V69H249L248 70ZM257 69V68H256ZM5 70H8V69H6L5 68ZM36 70V69H35ZM79 70V69H78ZM113 70V69H112ZM121 70V69H120ZM123 70V69H122ZM159 70H162V67H161V69H159ZM166 70V69H165ZM169 70V69H168ZM254 70V69H253ZM14 71V70H13ZM16 71V70H15ZM14 71V72H15ZM29 71H31V70H28V72ZM37 71V70H36ZM63 71V70H62ZM100 71L102 72V69H100ZM117 71H118V69H117ZM131 71V70H130ZM133 71V70H132ZM136 71V70H135ZM134 71V72H135ZM144 71H146V70H144ZM150 71H152V69L150 70L149 69V72ZM156 71V70H155ZM241 71V70H240ZM258 71H260L259 69H258ZM264 71V70H263ZM5 72V71H4ZM119 72V71H118ZM123 72H125V71H123ZM123 72H121V75H124V74H122ZM138 72V71H137ZM152 72H154V71H152ZM151 72V73H152ZM157 72H158V70H157ZM168 72V71H167ZM253 72V73H252ZM1 73V72H0ZM20 73V74H21ZM71 73V72H70ZM91 73V72H90ZM98 73H99V71H98ZM108 73V72H107ZM110 73V72H109ZM117 73V72H116ZM128 73H129V71H128ZM191 73V72H190ZM208 73V72H207ZM239 73V72H238ZM245 73V72H244ZM12 74H14V73H12ZM44 74L45 73H43V76H44ZM66 74H68V73H66ZM82 74V73H81ZM84 74H86V73H84ZM111 74V73H110ZM109 74V75H110ZM115 74V73H114ZM145 74H146V72H145ZM150 74V73H149ZM148 74V75H149ZM163 74H164V70H163ZM163 74H161V75H163ZM175 74V73H174ZM213 74V73H212ZM242 74V73H241ZM15 75H16V73H15ZM42 75V74H41ZM63 75V74H62ZM72 75V74H71ZM89 75V74H88ZM117 75V74H116ZM127 75V74H126ZM129 75V74H128ZM127 75V76H128ZM147 75V74H146ZM153 75V74H152ZM152 75H150V76H152ZM158 75H160L159 73H158ZM157 74H156V76H158ZM184 75V74H183ZM216 75V74H215ZM246 75V74H245ZM247 75V76H248ZM251 75H249V77L250 78H253V81L252 82H258L257 81V79H259L260 80V76L259 75H261V77L264 75V72H260L259 74H258V76L259 77H257L256 79H255V77H251ZM1 76V75H0ZM64 76V75H63ZM98 76H99V74H98ZM108 76V75H107ZM133 75H131V78H133L132 77ZM145 76V75H144ZM149 76V77H150ZM155 75H154V77L153 78H155L156 77ZM170 76V75H169ZM176 76V75H175ZM196 76V75H195ZM238 76H239V79L240 78H242V75H240V74H238ZM81 77H82V75H81ZM102 77V76H101ZM110 77V76H109ZM116 77V76H115ZM121 77V76H120ZM123 77V76H122ZM129 77V76H128ZM148 77V78H149ZM152 77H150V80H152L151 78ZM177 77V76H176ZM244 77V76H243ZM60 78H63V77H60ZM113 78H114V76H113ZM118 78V77H117ZM126 78V77H125ZM136 78H138V77H136ZM141 78V77H140ZM146 78V77H145ZM162 78V77H161ZM168 78V77H167ZM196 78V77H195ZM63 79H65V78H63ZM103 79H107V78H103ZM111 78H109V80H110ZM115 79V78H114ZM113 79V80H114ZM156 79H158L157 77H156ZM156 79H154L155 81H156ZM244 79V78H243ZM263 79H264V77H262V79H261V81L260 82H264L263 81ZM44 80V79H43ZM87 80V79H86ZM112 80V79H111ZM116 80V79H115ZM120 80V79H119ZM130 80V79H129ZM133 80H136V79H133ZM146 80H147V78H146ZM149 80V81H150ZM164 80V79H163ZM162 80V81H163ZM201 80V79H200ZM236 81L238 80V78L237 79H235ZM235 80H232V81H235ZM131 81V80H130ZM137 81V80H136ZM139 81V80H138ZM160 81V80H159ZM170 81V80H169ZM233 82V84L234 85H237L238 83L237 82ZM241 82V80H238V82ZM54 82H58V84H55ZM108 82V79L106 80V83ZM116 82H117V80H116ZM147 82V81H146ZM195 82V81H194ZM216 82V81H215ZM254 82V83H255ZM21 83V84H20ZM129 83V82H128ZM127 83V84H128ZM144 83V82H143ZM152 83H154V81L152 82ZM156 83H159V82H156ZM212 83H214V81L212 82ZM237 83V84H236ZM1 84V83H0ZM83 84H85V83H83ZM95 84V83H94ZM109 84V83H108ZM123 84H124V82H123ZM122 84V85H123ZM131 84V83H130ZM147 84H150L151 85V83H147ZM166 84V83H165ZM184 84V83H183ZM194 84V83H193ZM219 83H217V84H215L213 87L216 89V87L218 88V86H220V84L218 85ZM227 84V83H226ZM246 81H244V84H243V86L244 87H246ZM256 84V83H255ZM259 84V83H258ZM87 85V84H86ZM120 85V84H119ZM125 85H126V82H125ZM135 85V84H134ZM146 85V83L144 84V86ZM149 85V86H150ZM154 86H156L155 84H153ZM162 85V84H161ZM171 85V84H170ZM195 85V84H194ZM198 85V84H197ZM218 85V86H217ZM231 85L232 84H230V87H231ZM254 85V84H253ZM128 86V85H127ZM126 86V87H127ZM133 86V85H132ZM132 86L130 85V87L132 88ZM137 86H139V85H137ZM140 86H141V84H140ZM143 86V87H144ZM148 86V87H149ZM158 86V85H157ZM184 86V85H183ZM182 86V87H183ZM242 86V87H243ZM256 86V85H255ZM86 87V86H85ZM108 87H111V85L109 84V86ZM113 87V86H112ZM121 87V86H120ZM119 87V88H120ZM123 87V86H122ZM134 87V86H133ZM142 86L139 88V90L141 89V88H143ZM151 87V86H150ZM153 87V86H152ZM160 87V86H159ZM158 87V88H159ZM184 87H186V86H184ZM183 87V88H184ZM188 87V86H187ZM229 87V88H230ZM87 88V87H86ZM94 88V87H93ZM96 88V87H95ZM138 88V87H137ZM145 88H147V85H146V87ZM155 88V87H154ZM157 88V89H158ZM213 88V89H214ZM220 88V87H219ZM236 87H234V89H235ZM109 89H111L110 91H111V93L113 92L112 90L114 89H112V88H109ZM123 89H125V88H123ZM122 89V90H123ZM135 89V88H134ZM152 89V88H151ZM151 89H149L148 88V90H150L149 92H151L152 90ZM160 89V88H159ZM196 89V88H195ZM233 89V88H232ZM90 90H92L91 88H90ZM94 91H95V89H93ZM121 90V89H120ZM130 90H132V89H130ZM129 90V91H130ZM142 90H144V89H141V91ZM154 90V89H153ZM88 91V90H87ZM125 91L127 92L128 90L127 89H125ZM137 91V90H136ZM136 91H134V92H136ZM141 91L139 92V93H141ZM147 91V90H146ZM156 91V90H155ZM161 91V90H160ZM168 91V90H167ZM184 91V90H183ZM242 91V90H241ZM93 91H91V93H92ZM117 92H120V91H118V89H117ZM124 92V91H123ZM132 92V91H131ZM130 92V93H131ZM148 92V91H147ZM147 92H146V96L149 94V92H148V94H147ZM205 92V91H204ZM204 92H202V93H204ZM208 92H212L211 90H209ZM225 92V91H224ZM235 92V91H234ZM97 93V92H96ZM129 93V94H130ZM133 93V92H132ZM154 93V92H153ZM156 93V92H155ZM171 93H173V92H171ZM209 93V95L208 96H212V94H210ZM215 93V94H214ZM216 93H217V91H215V90H213V95L215 96V99H216V97H219V98H221V95H219V94H217L216 95ZM218 93H220L219 92V90H218ZM93 95L95 94L94 92L92 93ZM109 94V93H108ZM129 94H127V95H129ZM145 94V93H144ZM143 93H141V95L143 96L144 95ZM151 94V93H150ZM166 94V93H165ZM180 94V93H179ZM182 94H183V92H182ZM197 94H199V93H197ZM228 94L229 93H226L225 92V97L228 99V97L230 96V94H229V96H228ZM111 95V94H110ZM132 95V94H131ZM133 95H134V93H133ZM137 95H138V92H137ZM137 95H135V96H137ZM167 95H168V93H167ZM202 95V94H201ZM253 95V94H252ZM95 97H96V95H94ZM173 96V95H172ZM224 96H223V98H224ZM228 96V97H227ZM109 97V96H108ZM192 97H193V95H192ZM91 98V97H90ZM160 98H163V96H161ZM179 98V97H178ZM181 98V97H180ZM209 99H211V98H213V96L212 97H208ZM218 98V99H219ZM225 98V99H226ZM97 99V98H96ZM99 99V98H98ZM97 99V100H98ZM149 99V98H148ZM172 99V98H171ZM195 99V98H194ZM222 99V98H221ZM221 99H219V100H221ZM248 99V98H247ZM154 100V99H153ZM152 100V101H153ZM163 100H164V98H163ZM178 100V99H177ZM182 100V99H181ZM230 100V99H229ZM253 100V99H252ZM102 101V100H101ZM158 101H161V100H158ZM196 101V100H195ZM194 101V102H195ZM208 101H210V100H208ZM223 101H226V100H222V104L223 103H225V105H226V103L227 102H223ZM233 101V100H232ZM99 102V101H98ZM161 102H163V101H161ZM161 102H160V104H161ZM184 102V101H183ZM193 102V101H192ZM199 102V101H198ZM219 102V101H218ZM221 102V101H220ZM219 102V103H220ZM245 102H246V100H245ZM153 103V102H152ZM152 103L150 104V105H152ZM176 103H179V101L178 102H176ZM186 103H188V102H186ZM214 103V102H213ZM217 103V102H216ZM234 103V102H233ZM95 104V105H94ZM157 105H159L158 103H156ZM171 104H172V102H171ZM180 104V103H179ZM204 104V103H203ZM247 104V103H246ZM251 104V103H250ZM145 105H147V104H145ZM149 105V106H150ZM181 105V104H180ZM195 105V104H194ZM214 105V104H213ZM218 105V104H217ZM221 105V103L218 105V106H220ZM225 105H224V112L227 110V114L229 113V109H226V107H225ZM237 105H239V108L240 107H242L240 104H237ZM162 106V105H161ZM170 106V105H169ZM173 106V105H172ZM182 106H183V104H182ZM217 106V108L219 109V110H221V109H223V108H221L223 105H221V107L219 108ZM227 106V105H226ZM228 106H230V105H228ZM227 106V107H228ZM40 107H41V109H40ZM148 107V106H147ZM155 107L157 108V110H158V108L160 107V106H156L155 105ZM171 107V106H170ZM185 107V106H184ZM191 107V106H190ZM200 107V106H199ZM202 107V106H201ZM153 108V107H152ZM167 108V107H166ZM198 108V107H197ZM230 108V107H229ZM236 108V107H235ZM160 109V108H159ZM164 109V108H163ZM176 109V108H175ZM184 109V108H183ZM186 110H187V108H186ZM218 110V111H219ZM242 110V109H241ZM152 111V110H151ZM163 111V110H162ZM161 111V112H162ZM166 111V110H165ZM169 111V110H168ZM206 111V110H205ZM215 111V110H214ZM222 110L221 111H219V112H222V113H224ZM246 111V110H245ZM57 112V113H56ZM164 112V111H163ZM179 112V111H178ZM196 112V111H195ZM142 113H143V111H142ZM160 113V112H159ZM180 114V113H179ZM184 114H186V113H184ZM219 114H221V113H219ZM226 114V113H225ZM225 114H224V116H225ZM236 114V113H235ZM56 115V117H58ZM83 115H82V117H83ZM145 115H146V112H145ZM159 115H161V113L160 114H158V116ZM199 115V114H198ZM148 116H151V115H148ZM153 116H155V115H153ZM157 116V117H158ZM224 116L223 117H220V118H224ZM248 116V115H247ZM169 117H171V116H169ZM174 117V116H173ZM173 117H171L169 120H168V122H166L167 121V117L165 118L166 120L165 121H163V115H162V117L160 116V118L161 119H157L156 117H155V119H157L153 124H151V125H153V127H154V129H156L157 131H158V134H159V132H162V131H164V128L166 127V131H169V128L167 127V126H165L166 124H164L163 125V122H165V123H169V121L171 122V123H169V125H171V124H173L174 123V121H175V123L174 124H179L177 121H176V119H175V117L173 118ZM178 117H179V115H178ZM188 117V116H187ZM192 117V116H191ZM206 117V116H205ZM225 117H229V119H230V116H228V115H226ZM85 118H86V116H85ZM146 118H147V116H146ZM149 118H151V119H153L152 117H149ZM148 118V119H149ZM172 118H173V120H172ZM184 118V117H183ZM204 118V117H203ZM175 119V120H174ZM179 119V118H178ZM199 119V118H198ZM202 119V118H201ZM219 119V118H218ZM229 119H228V121H229ZM56 120V119H55ZM102 120V123L100 122ZM186 120H188V119H186ZM225 120H226V118H225ZM39 121H37V122H39ZM58 121H59V119H58ZM84 121V120H83ZM99 121V123H96V122H98ZM104 121V122H103ZM153 121V120H152ZM151 121V122H152ZM46 122H48V121H46ZM55 122H57V121H55ZM62 122V121H61ZM90 122V121H89ZM88 122V123H89ZM173 122V123H172ZM203 122H205V121H203ZM210 122V121H209ZM39 123H42L43 124V122H39ZM38 123V124H39ZM58 123V122H57ZM86 123H87V120H86ZM183 123V122H182ZM194 123V122H193ZM208 123V122H207ZM211 124H212V122H210ZM38 124H35V125H38ZM82 124V123H81ZM83 124H84V122H83ZM192 123H190L189 124V126L188 127H190V125H191ZM196 124H197V122H196ZM195 123H194V125L197 127V125H199V123L196 125ZM233 124V123H232ZM28 125V124H27ZM34 125V124H33ZM44 125V124H43ZM42 125V126H43ZM46 125V124H45ZM57 125V124H56ZM150 125V128H152V126ZM185 125V124H184ZM194 125H192L194 128H195V126ZM29 126V125H28ZM41 126V125H40ZM40 126H37V127H40ZM41 126V127H42ZM59 126H61V125H59ZM81 126V125H80ZM165 126V127H164ZM174 126V125H173ZM176 126V125H175ZM174 126V127H175ZM187 126V125H186ZM219 126H221V125H219ZM32 127V126H31ZM62 127V126H61ZM177 127L178 126H176L175 127V129H177ZM205 127H207V126H205ZM205 127H203V126H201V128H205ZM211 128H212V126H210ZM222 127V126H221ZM227 128H225V129H228L229 127L228 126H226ZM36 128V127H35ZM46 128H48V127H44V128H42L43 130L44 129H46ZM49 128H51V127H49ZM58 128V127H57ZM56 128V129H57ZM84 128H86V127H84ZM192 128V127H191ZM26 129V128H25ZM31 129V128H30ZM34 128L32 127V129L31 130H33ZM42 129H40V131H42ZM80 129V128H79ZM82 129L83 128H81L80 130H79V133H80V131H82ZM90 129H91V127H90ZM153 129V130H154ZM171 129H172V125H171ZM199 129H200V125H199ZM214 129V130H213ZM213 129H211V130H208L207 128H206V130L207 131H205V132H208V131H210V134L212 133V131L214 132H216V133H218L217 132V130L219 131V129H218V127H217V130H216V128H215V126H214V128ZM222 130H223V128H221ZM224 129V130H225ZM12 130H13V128H12ZM27 130H28V128H27ZM35 130V129H34ZM46 130H48V129H46ZM52 130H53V128H52ZM221 130V132H222V134H223V131ZM10 131H9V134H10ZM30 131V130H29ZM49 131H50V129H49ZM59 131V130H58ZM77 131V130H76ZM165 131V132H166ZM17 132V131H16ZM45 132V131H44ZM48 132V131H47ZM54 132V131H53ZM60 132V131H59ZM147 132H148V130H147ZM150 132V131H149ZM152 132V131H151ZM154 132V131H153ZM170 132V131H169ZM168 132V133H169ZM228 132H229V129H228ZM26 133H28V132H26ZM33 133H35L34 131H33ZM86 133H87V131H86ZM88 133H89V130H88ZM92 133H93V131H92ZM220 133V132H219ZM218 133V134H219ZM225 133V132H224ZM12 134H13V131H12ZM12 134H10L11 136H12ZM18 134V133H17ZM36 134V133H35ZM48 134V133H47ZM83 134H85V133H83ZM90 134V133H89ZM88 134V135H89ZM150 134V133H149ZM156 134L155 133V135L158 137H160V136H162L161 134ZM217 134V135H218ZM222 134H220V135H222ZM226 134V133H225ZM20 135V134H19ZM18 135V136H19ZM37 135H38V132H37ZM41 135H43V131H42V134ZM59 135V134H58ZM58 135H56V136H58ZM61 135V134H60ZM59 135V136H60ZM73 135V134H72ZM76 135V134H75ZM88 135H86V136H88ZM175 135V134H174ZM227 135H228V138H229V134L227 133ZM227 135H225L226 137H227ZM25 136V135H24ZM23 136V137H24ZM44 136H45V134H44ZM69 136V135H68ZM78 136V135H77ZM76 136V138H78ZM105 136H107V135H105ZM155 136V137H156ZM222 136H224V135H222ZM224 136V138H226ZM232 136V135H231ZM234 136V135H233ZM248 136V135H247ZM17 137V136H16ZM22 137V136H21ZM26 137H28V136H26ZM35 137V136H34ZM39 137V136H38ZM52 137V136H51ZM53 137H55V136H53ZM63 137V136H62ZM89 137V136H88ZM95 137V136H94ZM100 137V139H101V136H99ZM108 137V138H109ZM154 137V138H155ZM156 137V139L157 140H159L160 141V139H158ZM249 137V136H248ZM256 137H257V135H256ZM259 137V136H258ZM257 137V138H258ZM7 138H8V136H7ZM18 138V137H17ZM30 138V137H29ZM28 138V139H29ZM46 138H48V137H46ZM72 138H73V136H72ZM80 138V137H79ZM90 138V137H89ZM96 138V137H95ZM104 138V137H103ZM152 138H153V136H152ZM219 138V137H218ZM221 138V137H220ZM236 138H237V136H236ZM241 138V137H240ZM246 138V137H245ZM245 138H243V139H245ZM250 138H251V136H250ZM254 138V137H253ZM15 139V142H16V138H14ZM19 139V138H18ZM26 139V138H25ZM25 139H23V140H25ZM35 139V141H37L38 139L40 140V138H34ZM37 139V140H36ZM51 139H53V138H51ZM70 139V138H69ZM80 139H83V137L82 138H80ZM88 139V138H87ZM8 140V139H7ZM6 140V141H7ZM41 140H44V139H42L41 138ZM46 140V139H45ZM44 140V141H45ZM61 140V139H60ZM96 140H97V138H96ZM105 140V139H104ZM109 140V139H108ZM147 140H151L150 138L148 139L147 138ZM165 140V139H164ZM222 140V139H221ZM228 139H226V141H227ZM248 140V139H247ZM250 140V139H249ZM5 141V142H6ZM18 141V140H17ZM20 141H21V139H20ZM53 141H54V139H53ZM52 141V142H53ZM71 141V140H70ZM69 141V142H70ZM74 141V140H73ZM94 142H95V140H93ZM223 141V140H222ZM229 141V143H230V139L228 140ZM236 142H231V147H232V143H237V139L235 140ZM253 141V140H252ZM27 142V141H26ZM26 142H25V144H26ZM51 142V141H50ZM49 142V143H50ZM81 142V141H80ZM79 142V143H80ZM87 142V141H86ZM88 142H90L89 141V139H88ZM92 142V141H91ZM101 142H102V140H101ZM108 142V141H107ZM142 142V141H141ZM242 142V141H241ZM249 142V141H248ZM7 143V142H6ZM16 143H18V142H16ZM40 143V142H39ZM44 143V142H43ZM46 143V142H45ZM54 143H55V141H54ZM57 143H58V140H57ZM56 143V144H57ZM65 143H67V142H65ZM100 143V142H99ZM110 143V141L108 142V144ZM145 143V145L147 146V147H151L152 146V144L150 143V142H144ZM144 143H142V145L144 144ZM245 143V142H244ZM3 144V143H2ZM22 144V143H21ZM36 144V143H35ZM38 144V143H37ZM36 144V145H37ZM51 144V143H50ZM55 144V145H56ZM59 144V143H58ZM69 144V143H68ZM67 144V145H68ZM83 144H85V142L83 143ZM95 144V143H94ZM252 144H254V143H252ZM4 145H5V143H4ZM11 144H9V146H10ZM14 145H17V144H14ZM19 145V144H18ZM22 145H24V144H22ZM28 145V144H27ZM41 145V144H40ZM40 145H38V146H40ZM49 145V144H48ZM71 145V144H70ZM73 145H75V143H73ZM86 145H88V144H86ZM91 145V144H90ZM93 145V144H92ZM104 145V144H103ZM205 145V144H204ZM229 145V144H228ZM247 145H248V147H249V144L247 143ZM246 145V146H247ZM6 146V145H5ZM29 146V145H28ZM54 146V145H53ZM57 146V145H56ZM76 146V145H75ZM74 146V147H75ZM78 146H80V144L78 145ZM100 146H101V144H100ZM107 146V145H106ZM141 146V145H140ZM7 147V146H6ZM18 146H15V148H16V150L19 148H17ZM33 147V146H32ZM41 147V146H40ZM46 147H47V144H46ZM52 147V146H51ZM55 147V146H54ZM53 147V148H54ZM60 147V146H59ZM62 147V146H61ZM69 147V146H68ZM243 147V146H242ZM245 147V146H244ZM252 147V146H251ZM12 148V147H11ZM15 148H13L14 149V151H16L15 150ZM23 148V147H22ZM27 148V147H26ZM29 148V147H28ZM42 148V147H41ZM48 148H49V146H48ZM70 148V147H69ZM78 148V147H77ZM75 149V152H76V150H78V149ZM110 148V147H109ZM108 148V149H109ZM230 148V147H229ZM235 148V147H234ZM233 148V150H232V153L234 152V149ZM253 148V147H252ZM252 148H250V149H252ZM256 148V146H254V148L253 149H255ZM258 148V147H257ZM256 148V149H257ZM3 149H5L4 148V146H3ZM9 149V148H8ZM33 149H34V147H33ZM52 149V148H51ZM72 149H73V147H72ZM71 149V150H72ZM108 149H107V151H108ZM232 149V148H231ZM230 149V150H231ZM240 149V148H239ZM247 149H249V148H247ZM6 150V149H5ZM4 150V151H5ZM21 150V149H20ZM20 150H17V153H18V155L20 154L19 153V151ZM43 150H44V148H43ZM47 150V149H46ZM46 150H45V152H46ZM58 150V149H57ZM80 150V149H79ZM85 150H87V149H85ZM84 150V151H85ZM95 150V149H94ZM99 150V149H98ZM113 150V149H112ZM150 150H152V149H150ZM228 150V149H227ZM259 149H257V151H258ZM261 150V149H260ZM259 150V151H260ZM7 151V150H6ZM26 151V150H25ZM29 151H30V148H29ZM34 151H36L35 149H34ZM41 151H42V149H41ZM65 151V150H64ZM64 151H62V152H64ZM88 151H90V150H88ZM99 151H101V150H99ZM149 151V150H148ZM245 151H246V147H245ZM253 151V150H252ZM252 151H250V152H245V153H247V154H252L251 152ZM254 151H256V150H254ZM253 151V152H254ZM258 151V153H260ZM262 151H263V149H262ZM8 152V151H7ZM6 152V153H7ZM38 152H39V150H38ZM44 152V151H43ZM43 152H39V153H43ZM44 152V153H45ZM59 152L60 151H58V154H59ZM104 152V151H103ZM103 152H100V155H101V157L103 156L102 154H103ZM141 152H144V153H146V154H150L149 152L147 153V152H145V151H142V149H141ZM150 152H152V151H150ZM236 152V151H235ZM243 152V151H242ZM264 152V151H263ZM6 153L4 154V155H6ZM14 153V152H13ZM16 153V154H17ZM25 153V152H24ZM23 153V155H26V154H24ZM51 153V152H50ZM53 153V152H52ZM82 153V152H81ZM95 153H96V151H95ZM99 153V152H98ZM102 153V154H101ZM107 153V152H106ZM113 153V152H112ZM111 153V154H112ZM140 153V152H139ZM144 153L142 154V157H143V155H144ZM256 153V152H255ZM254 153V155H256V154H258V153H256L255 154ZM32 154V153H31ZM45 154H49L48 152L47 153H45ZM69 154V153H68ZM67 154V155H68ZM73 154V153H72ZM92 154V153H91ZM153 154V153H152ZM201 154V153H200ZM243 154H244V152H243ZM261 154V153H260ZM260 154H258V156L260 155ZM263 154V153H262ZM36 155H38V154H36ZM59 155H61V154H59ZM70 155V154H69ZM75 155V154H74ZM73 155V156H74ZM99 154H97V156H98ZM108 156H109V153L107 154ZM113 155V154H112ZM253 155V156H254ZM9 156V155H8ZM13 156V155H12ZM32 156V155H31ZM42 156V155H41ZM45 156V155H44ZM62 156V155H61ZM71 156V155H70ZM70 156H67V160H68V157H70ZM95 157H96V155H94ZM106 156V155H105ZM111 156V155H110ZM261 156V155H260ZM263 156V155H262ZM7 157V156H6ZM6 157H4L5 158V161L7 160H9L10 159V157H9V159H6ZM15 156H13V158H14ZM19 157H20V155H19ZM19 157H17V158H19ZM26 157H28V156H26ZM30 157V156H29ZM28 157V158H29ZM43 157V156H42ZM53 157H54V155H53ZM56 157V156H55ZM60 157V156H59ZM75 157V156H74ZM84 157H86V156H84ZM88 157V156H87ZM90 157V156H89ZM88 157V158H89ZM114 157V156H113ZM148 157V156H147ZM245 157H247V155H245ZM254 157H256V156H254ZM3 158V159H4ZM16 158V159H17ZM25 158V157H24ZM27 158V159H28ZM44 158H46V156L44 157ZM49 158V157H48ZM65 158V157H64ZM63 158V159H64ZM92 158H94V157H92ZM104 158V157H103ZM109 158V157H108ZM139 158V157H138ZM256 158H258V157H256ZM260 158V157H259ZM15 159V158H14ZM13 159V160H14ZM31 159H33L32 157H31ZM35 159H37L36 157H35ZM43 159V158H42ZM55 159V158H54ZM74 159H76V157L74 158ZM78 159V158H77ZM86 159V158H85ZM91 158H89V160H90ZM97 159V158H96ZM102 159V158H101ZM110 159V158H109ZM108 159V160H109ZM129 159V160H128ZM140 159V158H139ZM246 160H248V158H245ZM249 159H250V157H249ZM262 159H263V157H262ZM1 160V159H0ZM25 159H23L22 161H24ZM43 160H45V159H43ZM42 160V162H44ZM56 160V159H55ZM57 160H58V158H57ZM70 160H72V159H70ZM92 160V159H91ZM98 160V159H97ZM112 161L114 160V159H111ZM110 160V161H111ZM141 160V159H140ZM140 160H138V161H140ZM235 160V159H234ZM253 160V159H252ZM256 160V159H255ZM255 160H254V162H255ZM264 160V159H263ZM29 161H31V160H29ZM28 161V162H29ZM33 161V160H32ZM49 161V160H48ZM48 161H47V165L48 164H50V163H48ZM64 161V160H63ZM74 161V160H73ZM78 161V160H77ZM94 161V160H93ZM106 161H107V159H106ZM251 161V160H250ZM258 162H260V159L259 160H257ZM256 161V162H257ZM15 162V161H14ZM14 162L12 161L11 163H13V165H14ZM21 162V161H20ZM20 162H19V164H20ZM38 162V161H37ZM54 162V161H53ZM58 162H59V160H58ZM68 162H69V160H68ZM71 162V161H70ZM69 162V163H70ZM79 162V161H78ZM94 162H96V161H94ZM246 162H248V163H251V162H249V161H246ZM253 162V163H254ZM263 162V161H262ZM261 162V163H262ZM5 164H3V163H0L1 164V169H0V184L2 185V187L5 189V187L7 186V184L8 185H10V186H12V188H11V193H10V195L8 194V195H3V194H5V192L2 194V195H0V197H4L3 199H6V201H8L9 202V204H11V214H8V216L6 217V219L2 222V227H3V230H4V241H5V245H7V249H8V253H9V257H10V260H11V262H15V261H17V262H19L20 264H26V262L28 261V260H30L31 258H33V257H35L33 254H31L30 252H32V250H30V241H29V238L31 237L30 236V232H32V231H30V224H29V222H30V219H29V216L31 217V215H32V213H29L31 210H33V208H32V204H31V201L33 200L32 198H31V195L33 194L32 192L34 191V188L36 187V181L37 180H35V177H34V175H33V171H32V167L30 166L28 169H29V171L27 172V173H25V172H21V168L20 167H18L19 169H17L16 167L13 169H11L12 170V172L11 173H13L12 174V176L11 175H9V171L7 170V165H8V163H6V162H4ZM16 164H17V166H19L18 165V163L17 162H15ZM41 163V162H40ZM68 163V164H69ZM90 163H91V161H90ZM97 163V162H96ZM100 162L98 161V164H99ZM103 163H105V160H104V162ZM107 163V162H106ZM112 163H114V162H112ZM144 163V162H143ZM142 163V164H143ZM148 163V162H147ZM237 163H239V162H237ZM2 164L4 165V168H2ZM9 164H10V162H9ZM34 164H35V162H34ZM53 164V163H52ZM52 164H50V166L52 165ZM63 164V163H62ZM61 164V165H62ZM81 164V162L79 163V165ZM102 164V163H101ZM139 164V163H138ZM137 164V165H138ZM255 164V163H254ZM263 164V163H262ZM13 165H11V167L13 166ZM33 165V164H32ZM36 165L38 166H36L37 168L35 169L34 167V169L35 170H37L38 168H40V170H41V165H38L37 163H36ZM45 165H46V160H45ZM55 165H59V164H55V162H54V166ZM83 165H85V162L83 163ZM94 165V164H93ZM112 165H116L115 163L114 164H112ZM130 165V166H131ZM236 165V164H235ZM257 165V164H256ZM10 166V165H9ZM16 166V165H15ZM21 166H22V164H21ZM26 166V165H25ZM24 166V167H25ZM40 166V167H39ZM54 166H52V168L51 169H54L53 167ZM60 166V165H59ZM59 166H56V168H61V167H59ZM65 166V165H64ZM77 166V165H76ZM90 166V165H89ZM92 166V165H91ZM97 166V165H96ZM101 166V165H100ZM99 166V167H100ZM104 166H105V164H104ZM106 166H107V164H106ZM105 166V167H106ZM113 166V167H114ZM23 167V168H24ZM99 167H98V169H99ZM104 167V168H105ZM126 167H128L127 165L125 166V168ZM140 167V166H139ZM257 167V166H256ZM43 168V167H42ZM48 168H49V166H48ZM77 168V167H76ZM102 168V167H101ZM110 168V167H109ZM112 168V167H111ZM129 168V167H128ZM138 168V167H137ZM136 168V169H137ZM141 168V167H140ZM232 168V167H231ZM255 168V167H254ZM27 169V170H28ZM43 169H45V168H43ZM42 169V170H43ZM62 169V168H61ZM68 170V167L67 168H64V171L65 170ZM91 167H90V171H91ZM113 169V168H112ZM114 169H116V168H114ZM144 169V168H143ZM235 169V168H234ZM244 169V168H243ZM25 169H23L22 171H24ZM39 170V171H40ZM55 170V169H54ZM63 170V169H62ZM79 170V169H78ZM125 170H127V168L125 169ZM129 170V169H128ZM138 170V169H137ZM142 170V169H141ZM151 170V169H150ZM250 170V169H249ZM26 171V170H25ZM85 171V170H84ZM89 171V172H90ZM95 171H96V169H95ZM98 171V170H97ZM118 171V170H117ZM135 170H133V168H132V171L131 172H134ZM246 171V170H245ZM245 171H244V173H245ZM56 172V171H55ZM99 172V171H98ZM112 172V171H111ZM237 172V171H236ZM38 173H40V172H38ZM45 173H46V171H45ZM53 173V172H52ZM63 173H65V172H63ZM62 173V174H63ZM81 173V175H82V172H80ZM88 173V172H87ZM91 173V172H90ZM93 173V172H92ZM99 173H101V172H99ZM145 173H146V171H145ZM144 173V175H145V177L147 176L146 174ZM59 174V173H58ZM83 174H84V172H83ZM86 174V173H85ZM123 174V173H122ZM135 174V173H134ZM133 174V175H134ZM261 174V173H260ZM44 175H46V174H44ZM68 175V174H67ZM112 175V173L110 174V176ZM131 175V174H130ZM143 175V176H144ZM262 175V174H261ZM51 176L52 175H50V178H51ZM58 176V175H57ZM59 176H61L60 174H59ZM88 176V175H87ZM96 176V175H95ZM95 176H93V177H95ZM106 176V175H105ZM136 176H138L137 174H136ZM140 176H141V174H140ZM235 176V175H234ZM244 176V175H243ZM107 177V176H106ZM111 177H114L113 175L111 176ZM119 177V176H118ZM261 177V176H260ZM48 178V177H47ZM60 178V177H59ZM78 178H82V177H78ZM103 178V177H102ZM108 178H109V175H108ZM130 178V177H129ZM135 178V177H134ZM140 178V177H139ZM139 178H137L136 179V181L139 179ZM241 178H243V177H240L239 179H241ZM44 179H45V177H44ZM43 179V180H44ZM61 179V178H60ZM86 179V178H85ZM114 179V178H113ZM120 179H122V177L120 178ZM246 179V178H245ZM40 180H42V179H40ZM39 180V181H40ZM57 180V179H56ZM66 181H67V179H65ZM78 180V179H77ZM83 180V179H82ZM255 180V179H254ZM79 181V180H78ZM81 181V180H80ZM110 181V180H109ZM121 182H122V180H120ZM124 181V180H123ZM132 181H135V179L134 180H132ZM142 181V180H141ZM144 181V180H143ZM43 181H41V183H42ZM56 182V181H55ZM62 183L64 182V179H63V181H61ZM99 182V181H98ZM98 182H97V184H98ZM108 182V181H107ZM254 182V181H253ZM5 183H7V184H5ZM40 183V184H41ZM46 183H48L47 181H46ZM46 183H44L43 182V184H46ZM49 183H51V182H49ZM58 183V182H57ZM56 183V184H57ZM70 182H68V184H69ZM89 183V182H88ZM101 184H102V181L100 182ZM109 183L110 182H108V185L107 186H110L111 185V183H110V185H109ZM123 183H126V182H123ZM150 183V182H149ZM152 183V182H151ZM256 183V182H255ZM5 184V186H3ZM81 184V183H80ZM107 184V183H106ZM116 184V183H115ZM146 183L144 182V185H145ZM238 184H239V182H238ZM257 184V183H256ZM37 185H39V184H37ZM92 185H93V183H92ZM95 185V184H94ZM100 185V184H99ZM129 185V184H128ZM132 185V184H131ZM131 185H130V187H131ZM139 185V184H138ZM143 185V184H142ZM141 185V186H142ZM9 186V187H10ZM44 186H46V185H44ZM61 186V185H60ZM69 186V185H68ZM85 186H87V185H85ZM100 186H102V185H100ZM106 186V185H105ZM106 186V187H107ZM140 186V187H141ZM145 186H147V185H145ZM144 186V187H145ZM263 186V185H262ZM8 187V186H7ZM9 187H8V189H6L7 191H9ZM38 188L37 189H35V196L36 197H39V198H41V196H42V191H44V188L42 187V185H41V187L43 188H40L39 186H37ZM54 187V186H53ZM56 187H59V186H56ZM64 187H66V186H64ZM102 187H104V186H102ZM118 187V186H117ZM130 187H128V188H130ZM148 187V186H147ZM1 188V187H0ZM49 188V187H48ZM52 188V187H51ZM74 188H76V187H74ZM74 188H73V190H74ZM89 188H93V186L92 187H89ZM98 188V187H97ZM120 187H118V189H119ZM138 188H139V186H138ZM235 188V187H234ZM249 188V187H248ZM2 189V188H1ZM0 189V190H1ZM41 189H42V191H41ZM46 189V188H45ZM53 189V188H52ZM56 189V188H55ZM59 189V188H58ZM67 189V188H66ZM83 189V188H82ZM81 189V190H82ZM103 189H105V188H103ZM143 189H149V188H143ZM152 189V188H151ZM262 190H263V188H261ZM49 190V189H48ZM78 190H80V189H78ZM84 190V189H83ZM94 190V189H93ZM107 190V189H106ZM109 190H110V188L108 189V192H109ZM116 190H117V188H116ZM115 190V191H116ZM135 190H136V188H135ZM237 190V189H236ZM247 190V189H246ZM254 190V189H253ZM262 190H260V191H262ZM2 191V190H1ZM51 191V190H50ZM56 191V190H55ZM55 191H53V193H55ZM59 191V190H58ZM69 191V190H68ZM96 191L97 190H95V195L96 194H98V193H96ZM122 191V190H121ZM120 191V192H121ZM127 191V190H126ZM139 191V190H138ZM143 191V190H142ZM149 191V190H148ZM151 191V190H150ZM155 191V190H154ZM243 191V190H242ZM248 191V190H247ZM3 192V191H2ZM63 192V191H62ZM66 192V191H65ZM64 192V193H65ZM73 192H75V191H73ZM77 192V191H76ZM82 192V191H81ZM80 192V193H81ZM94 192V191H93ZM123 192V191H122ZM133 192H134V190H133ZM144 192V191H143ZM146 192V191H145ZM144 192V193H145ZM245 192V191H244ZM257 192V191H256ZM8 193V192H7ZM6 193V194H7ZM51 193V192H50ZM50 193H49V195H50ZM58 193V192H57ZM60 193V192H59ZM59 193H58V196H59ZM68 193V192H67ZM87 193V192H86ZM90 193H92V192H90ZM100 193V192H99ZM106 193H107V191H106ZM117 193V192H116ZM119 193V192H118ZM129 193V192H128ZM135 193V192H134ZM150 193V192H149ZM261 193V195H263L264 196V190L262 191V192H260ZM45 194V193H44ZM52 194V193H51ZM60 194H62V193H60ZM70 194V193H69ZM79 194V193H78ZM89 194V193H88ZM148 194V193H147ZM157 194V193H156ZM75 195V194H74ZM92 195V194H91ZM90 195V196H91ZM109 195V194H108ZM112 195V194H111ZM124 195V194H123ZM129 195V194H128ZM140 195V194H139ZM139 195H138V197H139ZM141 195H143V194H141ZM146 194H144L143 196H145ZM241 195H242V193H241ZM260 195V194H259ZM44 196V195H43ZM61 196V195H60ZM98 196V195H97ZM96 196V197H97ZM106 196V195H105ZM113 196V195H112ZM112 196L110 197L111 199H112ZM125 196H126V193H125ZM131 196V195H130ZM262 196V197H263ZM45 197V196H44ZM53 197V196H52ZM63 197H64V194H63ZM66 197V196H65ZM75 197H76V195H75ZM89 197V196H88ZM102 197V196H101ZM123 197V196H122ZM132 197V196H131ZM149 197H150V195H149ZM235 197H238V196H235ZM2 198H1V200H2ZM43 198V197H42ZM45 198H49V197H45ZM67 198V197H66ZM70 198V197H69ZM84 198V197H83ZM103 198V197H102ZM117 198V197H116ZM151 198V197H150ZM264 198V197H263ZM50 199V198H49ZM53 199V198H52ZM59 199V198H58ZM64 199V198H63ZM73 199V198H72ZM78 199V198H77ZM76 199V200H77ZM80 199V198H79ZM78 199V200H79ZM85 199H87L88 200V198H85ZM84 199V200H85ZM130 199H132V198H130ZM139 199V198H138ZM138 199H136V200H138ZM143 199H147L146 197L145 198H143ZM149 199V198H148ZM240 199V198H239ZM262 199V198H261ZM66 199H64V200H62L61 198H60V201H65ZM67 200H69V199H67ZM74 200V199H73ZM109 200V199H108ZM155 200V199H154ZM159 200V199H158ZM223 200V199H222ZM241 200V199H240ZM3 201V200H2ZM1 201V202H2ZM44 201V200H43ZM46 201H48V199L46 200ZM50 201V203H52L51 202V200H49ZM81 201V200H80ZM141 201H143V200H141ZM140 201V202H141ZM151 201V200H150ZM263 201V200H262ZM37 202H39L38 200H37ZM57 203H59V200L58 201H56ZM70 202V201H69ZM90 202H92V201H90ZM147 202H149L148 200H147ZM152 202H155V201H153L152 200ZM231 202V201H230ZM242 202V201H241ZM7 203V202H6ZM32 203H33V201H32ZM44 203V202H43ZM42 203V204H43ZM55 203V202H54ZM63 203H65V202H63ZM113 203V202H112ZM116 203H117V201H116ZM132 203V202H131ZM139 203V202H138ZM71 204V203H70ZM69 204V205H70ZM75 204V203H74ZM78 204H80V203H78ZM88 204V203H87ZM143 204V203H142ZM145 204V203H144ZM148 204V203H147ZM158 204H160V203H158ZM157 204V205H158ZM3 205H4V203H3ZM8 205V204H7ZM37 205V204H36ZM41 204H39V206H40ZM60 205L62 206V204L60 203ZM72 205V204H71ZM75 205H77V204H75ZM81 205V204H80ZM112 205V204H111ZM117 205V204H116ZM134 205V204H133ZM146 205V204H145ZM145 205H143V208L145 207ZM151 205V204H150ZM153 205V207H154V204H152ZM156 205V204H155ZM9 206V205H8ZM7 206V207H8ZM35 206V205H34ZM42 206H46L45 204L44 205H42ZM83 205H81V207H82ZM110 206V205H109ZM107 204H106V202L105 201H102L101 199H97V200H95L94 201V204L92 205V207H91V210H90V215L94 218V220H96V221H98L97 223H99V225L101 226V227H99V231L98 232H101L102 234H103V237L104 238H108V236H114L113 238H115V244H116V242L118 243V246H119V248L122 250V251H124L125 252V254H127L130 258V260L128 261V263L127 264H145L146 263V261H140V257H138L137 258V256H138V254H142L144 257H145V255L146 256H150V251L151 250H153L152 248H156L155 247V245H154V247H152L153 246V243H151V249L149 248V246H147V244L146 243H148L149 245H150V243L148 242L150 239L147 237V239H149L147 242L146 241H144V243L143 242H140L139 241V246L140 247H137V243H136V239L138 238V237H136L137 235H140V234H137L136 236L134 235V226H133V223H132V221H130V219H128V220H123V217H118V215H116V213L114 212V211H112L111 209H110V207H109ZM127 206H128V204H127ZM1 207V206H0ZM38 207V206H37ZM36 207V208H37ZM41 207V206H40ZM43 207V208H44ZM58 207V206H57ZM72 207H73V205H72ZM77 207L79 208L80 206H78L77 205ZM87 207H88V205H87ZM135 207V206H134ZM160 207V206H159ZM244 207V206H243ZM31 208V209H30ZM35 208V207H34ZM47 208V207H46ZM74 208V207H73ZM86 208V207H85ZM89 208V207H88ZM115 208H117L118 209V207H115ZM131 208V207H130ZM142 208V207H141ZM142 208V209H143ZM162 208V207H161ZM160 208V209H161ZM226 208H228L227 207V205H226ZM242 208V207H241ZM4 210L3 211H5V208H3ZM77 209V208H76ZM76 209H74V211L76 210ZM83 209V208H82ZM81 209V210H82ZM87 209V208H86ZM121 209V208H120ZM127 209H129V208H127ZM126 209V211H128ZM149 209V208H148ZM151 209V208H150ZM149 209V210H150ZM153 209V208H152ZM163 209H165V208H163ZM162 209V210H163ZM216 209V208H215ZM251 209V208H250ZM36 210H39V208L38 209H36ZM80 210V211H81ZM88 210V209H87ZM149 210H147V211H149ZM154 210L155 209H153V211H151V212H154ZM162 210H161V212H162ZM218 210V209H217ZM227 210V209H226ZM229 210H230V207H229ZM228 210V211H229ZM2 211V210H1ZM73 211V212H74ZM77 211V210H76ZM83 211V210H82ZM84 211H86V210H84ZM147 211H145V212H147ZM220 211V210H219ZM224 211H225V209H224ZM227 211V212H228ZM33 212H34V210H33ZM39 212V211H38ZM56 212V211H55ZM123 212H124V210H123ZM138 212V211H137ZM141 212V211H140ZM156 212H158V210H156ZM211 212V211H210ZM30 215H29V214ZM42 212H40L39 214H41ZM48 213V212H47ZM58 213V212H57ZM60 213V212H59ZM79 213V212H78ZM83 213V212H82ZM88 213V212H87ZM150 213V212H149ZM159 213V212H158ZM221 213V212H220ZM33 214H35V213H33ZM45 214V213H44ZM85 214V213H84ZM84 214H83V216H84ZM138 214H141V213H138ZM146 214V213H145ZM152 214H154V213H152ZM159 214H162V213H159ZM158 214V215H159ZM165 214V211H164V213L162 214V215H164ZM176 214V213H175ZM204 214V213H203ZM1 215V214H0ZM36 215V214H35ZM42 215H43V213H42ZM41 215V216H42ZM46 215V214H45ZM44 215V216H45ZM76 215H78V214H76ZM87 215V214H86ZM133 215H134V213H133ZM170 215V214H169ZM3 216V215H2ZM28 216V217H27ZM34 216V215H33ZM49 216H51V215H48L47 214V217L49 218ZM58 216V215H57ZM57 216H56V218H57ZM71 216H72V210H71ZM74 216V215H73ZM127 216H128V214H127ZM146 216V215H145ZM153 217H154V215H152ZM205 216H206V214H205ZM218 216V215H217ZM220 216V215H219ZM223 216V215H222ZM27 217V218H26ZM69 217V216H68ZM67 217V218H68ZM77 217V216H76ZM148 217H150L149 215H148ZM158 217V216H157ZM156 217V218H157ZM182 217V216H181ZM185 217V216H184ZM183 217V218H184ZM249 217V216H248ZM247 217V218H248ZM36 218L38 219V217L36 216ZM35 218V219H36ZM45 218V217H44ZM53 218V217H52ZM72 218H74V217H72ZM77 218H79V217H77ZM88 218V217H87ZM86 218V219H87ZM90 218V217H89ZM89 218H88V221H89ZM129 218V217H128ZM151 218V217H150ZM150 218H149V220H150ZM180 218V217H179ZM204 218V217H203ZM223 218V217H222ZM32 219H34V217L33 218H31V220ZM43 219V218H42ZM51 219V218H50ZM60 219H61V217H60ZM64 219H66V218H64ZM82 219H83V217H82ZM144 219H146V218H144ZM155 219V218H154ZM154 219H153V221H154ZM160 219V218H159ZM158 219V220H159ZM163 219H164V216H163ZM170 219V218H169ZM178 219V218H177ZM205 219V218H204ZM59 220V219H58ZM57 220V221H58ZM157 220V221H158ZM185 220V219H184ZM195 220H197V218L195 219ZM222 220V219H221ZM220 220V221H221ZM247 220V219H246ZM41 221V220H40ZM46 221H48V219L46 220ZM72 221V220H71ZM78 222L80 221L79 219L77 220ZM82 221V220H81ZM80 221V222H81ZM84 221H85V219H84ZM160 221V220H159ZM165 221V220H164ZM163 221V222H164ZM173 221V220H172ZM180 221V220H179ZM189 221H191V220H189ZM224 221V220H223ZM33 222V221H32ZM32 222H31V225L33 226L34 224H32ZM52 222H53V220H52ZM75 222V221H74ZM73 222V223H74ZM93 222V221H92ZM142 222V221H141ZM141 222H140V230L142 229L141 228ZM146 222V221H145ZM151 222H152V219H151ZM34 223V222H33ZM40 223V222H39ZM56 223V222H55ZM57 223H59V222H57ZM82 223V222H81ZM87 223V222H86ZM149 223V222H148ZM147 223V224H148ZM154 222H152V224H153ZM158 223V222H157ZM203 223H205V222H203ZM62 225H63V223H61ZM65 224H67V223H65ZM75 224V223H74ZM73 224V225H74ZM83 224V223H82ZM222 224V223H221ZM225 224H226V222H225ZM36 225V224H35ZM46 225V224H45ZM50 225V224H49ZM57 225V224H56ZM59 225V224H58ZM58 225L56 226V227H58ZM93 225L95 226V223L93 222ZM97 225V224H96ZM139 225V224H138ZM137 225V226H138ZM165 225V224H164ZM184 225V224H183ZM68 226H71L70 224H68ZM83 226V225H82ZM150 226V225H149ZM185 226V225H184ZM225 226V225H224ZM43 227V226H42ZM45 227V226H44ZM43 227V229H45L46 230V228H44ZM46 227H48V226H46ZM52 227H53V225H52ZM62 227V226H61ZM65 227H66V225H65ZM64 227V228H65ZM76 227H78V226H76ZM75 227V228H76ZM84 227V226H83ZM143 228H144V226H142ZM154 227V226H153ZM208 227V226H207ZM226 227V226H225ZM33 228H34V226H33ZM36 228V227H35ZM34 228V229H35ZM82 228V227H81ZM85 228V227H84ZM83 228V229H84ZM95 228H97V227H95ZM149 228V227H148ZM152 228V227H151ZM155 228V227H154ZM177 228V227H176ZM223 228V227H222ZM221 228V229H222ZM33 229V230H34ZM36 229H38V228H36ZM35 229V230H36ZM41 229V228H40ZM49 229V228H48ZM55 229V228H54ZM73 229V232H74V228H72ZM72 229H71V231H72ZM80 229V228H79ZM92 229V228H91ZM139 229V228H138ZM185 229V228H184ZM220 229V230H221ZM32 230V229H31ZM34 230V231H35ZM84 230H86V228L84 229ZM97 230V229H96ZM147 230V229H146ZM155 230H158V229H155ZM161 230V229H160ZM164 230V229H163ZM222 230H224V228L222 229ZM42 231V230H41ZM53 231H55V230H53ZM60 231H61V229H60ZM65 231H66V228H65ZM77 231H78V229H77ZM95 231V230H94ZM159 231V230H158ZM182 231V230H181ZM44 231H42V233H43ZM48 232V231H47ZM46 232V233H47ZM51 232V231H50ZM58 232V231H57ZM92 232V231H91ZM90 232V233H91ZM142 231H140L139 233H141ZM161 232V231H160ZM164 232V231H163ZM0 233H2V232H0ZM63 233V235H64V232H62ZM87 233V232H86ZM143 233V232H142ZM152 233V232H151ZM151 233L149 234V236L151 235ZM217 233V232H216ZM226 233H228V232H226ZM34 234V233H33ZM33 234L31 233V235H32V238H34L33 237ZM35 234H36V231H35ZM34 234V235H35ZM50 234V233H49ZM55 234H57V233H55ZM61 234V233H60ZM65 234H67V233H65ZM74 234H76L75 232H74ZM80 234V233H79ZM87 234H89V233H87ZM101 234V235H102ZM154 234V233H153ZM156 234V233H155ZM166 234V233H165ZM184 234V233H183ZM186 234V233H185ZM184 234V235H185ZM196 234V233H195ZM40 236H41V234H39ZM71 235V234H70ZM90 235V234H89ZM142 235H144V233L142 234ZM148 235V234H147ZM164 235V234H163ZM203 235V234H202ZM223 235V234H222ZM30 236V237H29ZM43 236H44V234H43ZM49 236V235H48ZM56 236V235H55ZM59 236V235H58ZM65 236V235H64ZM63 236V237H64ZM81 236V235H80ZM146 236V235H145ZM156 236V235H155ZM181 236V235H180ZM186 236V235H185ZM194 236V235H193ZM36 237H37V235H36ZM51 237V236H50ZM57 237V236H56ZM66 237V236H65ZM92 237H93V235H92ZM92 237H90V238H92ZM140 237V236H139ZM154 237V236H153ZM167 237V236H166ZM165 237V238H166ZM201 237V236H200ZM49 238V237H48ZM58 238V237H57ZM61 238V237H60ZM59 238V239H60ZM70 237L68 236V238L67 239H69ZM82 238V237H81ZM110 238V237H109ZM108 238V239H109ZM142 238H143V236H142ZM156 238V237H155ZM154 238V240L156 241L157 239H155ZM158 238V237H157ZM161 238V237H160ZM165 238L163 237V238H161V240H163V241H165ZM228 238V237H227ZM230 238V237H229ZM40 239H42V236L40 237ZM50 239V238H49ZM48 239V240H49ZM62 239V238H61ZM59 240L60 242L62 241V240ZM93 239V238H92ZM140 239V238H139ZM145 239V238H144ZM204 239H205V237H204ZM33 240V239H32ZM36 240V239H35ZM56 240V239H55ZM82 240V239H81ZM84 240H85V238H84ZM112 241H113V239H111ZM110 240V241H111ZM153 240V239H152ZM191 240V239H190ZM50 241V240H49ZM54 241V240H53ZM73 241V240H72ZM96 241H98V240H96ZM109 240H106V242L105 243H107ZM138 241V240H137ZM151 241V240H150ZM160 241V240H159ZM223 241V240H222ZM32 242V241H31ZM44 242V241H43ZM52 242V241H51ZM63 242V241H62ZM99 242H101V241H99ZM103 242V241H102ZM154 242V241H153ZM3 243V242H2ZM33 244L34 243H36L35 241H33L32 242ZM39 243V242H38ZM54 243V242H53ZM74 243H76V242H74ZM37 244V243H36ZM36 244H34V249H35V245ZM39 244H41V243H39ZM56 244H57V242H56ZM95 244V243H94ZM163 244V243H162ZM42 245V244H41ZM41 245H40V247H41ZM45 245V244H44ZM65 245V244H64ZM63 245V246H64ZM93 245V244H92ZM103 245H104V243H103ZM37 246V245H36ZM49 246V245H48ZM62 246V245H61ZM97 247V246H96ZM102 247V246H101ZM115 247V246H114ZM165 248H166V246H164ZM190 247V246H189ZM230 247V246H229ZM1 248V247H0ZM32 248V247H31ZM37 248V247H36ZM47 248H49V247H47ZM53 248V247H52ZM59 248V247H58ZM64 248V247H63ZM95 248V247H94ZM99 248V247H98ZM97 248V249H98ZM109 248V247H108ZM55 249H56V247H55ZM93 249V248H92ZM110 249V248H109ZM167 249V248H166ZM39 250V249H38ZM37 250V251H38ZM49 250V249H48ZM67 250H69V249H67ZM85 250H88V249H84V251ZM93 250H95V249H93ZM103 250H104V248H103ZM108 250V249H107ZM112 250V249H111ZM116 250V249H115ZM119 250V249H118ZM117 250V251H118ZM158 250V249H157ZM156 250V251H157ZM53 251H54V249H53ZM56 251V250H55ZM58 251V250H57ZM56 251V252H57ZM61 251H63V249H61L60 250V252ZM82 251V250H81ZM84 251H82L83 253H84ZM99 251H101V250H99ZM170 251V250H169ZM38 252H40L41 253V251H38ZM38 252L36 253V254H38ZM73 251H71V253H72ZM87 252V251H86ZM85 252V253H86ZM162 252H164V251H162ZM171 252V251H170ZM186 252V251H185ZM195 252V251H194ZM3 253V252H2ZM43 253V252H42ZM41 253V254H42ZM47 253V252H46ZM71 253H70V255H71ZM82 253V254H83ZM106 253V252H105ZM117 253H119V252H117ZM121 253V252H120ZM119 253V254H120ZM154 253H155V251H154ZM44 254V253H43ZM54 254V253H53ZM62 254V253H61ZM61 254H59L58 253V255H61ZM111 254V253H110ZM109 254V255H110ZM113 254V253H112ZM145 254V255H144ZM162 254V253H161ZM45 255V254H44ZM69 255V256H70ZM84 256H85V254H83ZM88 256L89 255H91V254H87ZM100 255V254H99ZM98 255V256H99ZM102 255V254H101ZM105 255V254H104ZM109 255H108V252H107V255H106V257H108L109 258ZM121 256H119V258L120 257H122V259H126V258H123V256L124 255H122V254H120ZM158 255V254H157ZM187 255V254H186ZM47 256V255H46ZM48 256H50L49 254H48ZM67 256V255H66ZM82 256V255H81ZM92 256H94V255H92ZM162 256V255H161ZM164 256H166V255H164ZM61 257V256H60ZM78 257V256H77ZM87 257V256H86ZM97 257V256H96ZM100 257V256H99ZM111 257V256H110ZM160 257V256H159ZM189 257H190V255H189ZM44 258H46V257H44ZM92 258H94V257H92ZM105 258V257H104ZM152 258V257H151ZM195 258V257H194ZM2 258H0V260H1ZM8 259V258H7ZM37 259V258H36ZM52 259V258H51ZM50 259V260H51ZM63 259V258H62ZM76 259H78V258H76ZM89 259V258H88ZM90 259H91V257H90ZM89 259V260H90ZM142 259V258H141ZM147 259H150V258H148L147 257ZM166 259V258H165ZM39 260V259H38ZM50 260L48 261L49 263H47V261L45 262V263H47V264H51L50 263ZM54 260V259H53ZM64 260V259H63ZM62 260V261H63ZM70 260H71V258H70ZM97 260V259H96ZM101 260V259H100ZM100 260L98 261V263L100 262ZM108 260V259H107ZM110 260H112V259H110ZM164 260V259H163ZM6 262V260H3V262ZM30 261H33V260H30ZM41 261V260H40ZM65 261V260H64ZM78 261V260H77ZM86 261V260H85ZM94 262H95V260H93ZM123 261V260H122ZM121 261V262H122ZM126 261V260H125ZM178 261V260H177ZM4 262V263H5ZM8 262V261H7ZM52 263H53V261H51ZM72 262V261H71ZM70 262V263H71ZM111 262V261H110ZM109 262V263H110ZM166 262H167V260H166ZM202 262V261H201ZM214 262V261H213ZM1 263V262H0ZM36 263V262H35ZM34 263V264H35ZM64 263V262H63ZM66 263V262H65ZM74 263V262H73ZM75 263H77V262H75ZM101 263V262H100ZM99 263V264H100ZM188 263V262H187ZM2 264V263H1ZM6 264V263H5ZM13 264V263H12ZM16 264V263H15ZM37 264V263H36ZM54 264V263H53ZM58 264V263H57ZM67 264V263H66ZM91 264V263H90ZM95 264V263H94ZM104 264V263H103ZM107 264V263H106ZM126 264V263H125ZM148 264H167V263H158V262H155L153 259H151V260H149V262H148ZM185 264V263H184ZM198 264V263H197ZM221 264V263H220Z\"/></svg>",
  "mask_w": 264,
  "mask_h": 264
},
{
  "label": "crops",
  "instance_id": "0c3cea01",
  "mask_svg": "<svg viewBox=\"0 0 264 264\" xmlns=\"http://www.w3.org/2000/svg\"><path fill=\"white\" fill-rule=\"evenodd\" d=\"M254 122L264 139V93L257 101ZM150 169L156 196L182 213L210 208L230 184V158L221 145L202 135L187 133L165 141L152 156Z\"/></svg>",
  "mask_w": 264,
  "mask_h": 264
}]
</instances>
